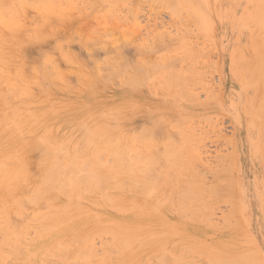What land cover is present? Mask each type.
<instances>
[{
    "label": "rangeland",
    "instance_id": "374dc122",
    "mask_svg": "<svg viewBox=\"0 0 264 264\" xmlns=\"http://www.w3.org/2000/svg\"><path fill=\"white\" fill-rule=\"evenodd\" d=\"M153 1H156V2H153ZM174 1L175 0H173V2ZM186 1L187 0H177L176 1L177 4H176V2L173 3L171 0H168V2L167 0L166 1L165 0H146V1L145 0H121V2L118 0H51L50 1L51 12L49 16L47 17V20L50 22V24H52V26H50L51 27L50 31L49 29L47 30L46 41L45 39H43V41L42 39L36 40L34 44H32L31 47H29L31 48L32 51L28 47L24 48L21 45H16L12 48L11 52H9L8 55L2 56V60L5 63H8L11 60H15L17 58H22V60L25 58L26 60L25 67L27 68V70H25V73L21 77L12 76V78H7V79L0 78V104L3 103V105L1 106L2 107L4 106L3 108L0 106V122L1 124L4 123L2 124V126L0 124V128H1L0 129V135H1L0 136V158L2 159V160L0 159L1 160L0 166L4 165L3 168L8 172L10 170L14 171V168L17 165H21V163L25 164L23 165L24 167L22 168V172L20 173V175L16 174V177L13 176L12 178L5 179V181L4 179L0 178V210H1L0 211V232H1L0 233L1 234L0 236L1 237L0 238V264H6L7 262H9V264H12V262L15 263L16 261H17L16 263L18 264H23V263L25 264H39V263L40 264H47V263L48 264H51V263L58 264L62 260H64V262H62L61 264H64V263L71 264V261H74V260L76 261V263L72 262V264L73 263L77 264L78 259H79L78 262L81 261L78 264H159V259L161 260L165 259V256L169 258V259L166 258L169 262H167L165 259V260H162L160 264H162L163 261H164L163 264H165V262L166 264H180V263L181 264L183 263L184 264H210V263L213 264L214 262H212L213 261L212 259H214V261L218 262L219 264H226V262H228L227 264H234V263L235 264H239V263L248 264V262L249 264H259L258 262L260 261H261L260 264H264V123H263L264 122L263 121L264 120V108H263L264 107V91H263L264 90V78H260L259 80V77L256 76L258 64H259L260 57H261V52H263L264 50V0H192L193 2L191 0H188L189 2H186ZM168 3H170L171 5L172 4H175V5L174 6L172 5L173 8L172 7L170 8L169 6L171 5ZM185 3H187V7L189 6V11L191 10L190 7L192 9H195V8L199 9V13L195 12L194 10L193 11L195 12L196 19H198L199 21H202L201 24L200 22L196 24L195 23L196 20L188 16L193 11L189 13L187 10H185V6H186ZM190 3L192 6L190 5ZM204 5H205V8H204ZM197 6H199L200 8ZM88 7H89V10H88ZM178 7L179 8L181 7V8L179 9ZM169 8L170 10L174 9V11L172 12L168 10ZM175 8L179 9L178 13L176 12L177 9ZM100 11L101 13H98ZM180 11H182V13ZM71 14L73 15L75 14V15L74 16L72 15L73 16L72 17ZM4 16L8 20H13L17 18L19 20L18 23L22 27L29 26L30 28L32 27L36 28L39 23L43 24L42 23L43 21L39 22L41 20L40 12L38 11V7L34 4L26 3L25 5H23V7L16 6V8H14L11 13H5ZM177 16H179L180 19ZM35 17L36 19H38L37 24H36ZM55 17H57L58 20ZM191 17H193L192 14H191ZM52 18L53 19L55 18V20H53ZM202 18L205 22L202 20ZM62 19L66 20L67 23H63L64 25L59 24V20H62ZM71 22L73 25L71 24ZM41 24H39V26ZM112 29L114 31H112ZM196 29L198 30L196 31ZM110 32L112 33V35H110L111 34ZM117 36L118 37L120 36V37L118 38ZM159 38L162 40V44L160 45V47L157 46L158 50H155L157 48L155 49L151 48L153 47L151 45H155V44H151V42L156 43L157 40L160 41ZM260 39L261 41L259 43L258 41ZM89 40H90V43H89ZM123 40L125 41V43L126 42L127 43L125 44L123 42V44L122 43L119 44V42H122ZM130 40L131 42H129ZM140 40L142 42H140ZM159 41H158V44L160 43ZM134 43L135 44L138 43V45L136 46ZM83 44H85V46ZM141 45H143L142 48L144 50L141 48ZM38 46L40 48H38ZM61 46L62 48H64L63 50ZM133 46L136 48H134ZM113 47L116 50L117 49L118 50L116 51ZM121 47L123 48V50L121 49ZM35 48L37 51H35ZM140 48L142 49V51ZM147 48H149L151 51L147 52ZM193 48L194 50H196L195 52L193 51ZM260 49H261V52H260ZM27 50H29L30 52H28V54L24 53ZM138 50H140V52L142 53L140 52L138 53ZM197 50L199 52L198 55H197ZM67 51H68V55H66ZM92 51L98 55L100 54V57L98 56L97 57L98 59L96 57L92 58V55H90L92 54ZM135 51H137V53ZM152 51H154V53ZM130 52H131V56H130ZM193 52L194 54L196 53V55H194V57H191V55L193 56L192 54ZM118 53L125 54L128 59L125 60L122 56L120 57ZM51 56H52V59H51ZM142 56H144V59L148 60L149 62L144 61ZM185 56H187L188 58L186 57L184 59ZM195 56L197 57V59L195 58ZM172 57L174 58L172 59ZM176 57L180 58V59L177 58V61L179 60L178 63L175 62ZM54 58L56 59L54 60ZM170 58L172 59L171 61H170ZM48 59L51 61L53 60V62L50 64H47ZM141 60L144 62H147V64L149 65V67L148 65L145 67L147 68V72H148V73L145 72L146 75L145 73H143L146 70L144 69H143L144 71L140 70L142 69L140 67H142L143 65L144 66L146 65V63L143 64L142 62V63H139L140 65H142L139 67L138 61L141 62ZM190 60L193 61V63H191ZM121 61L122 63L123 62L125 63V61L126 62L128 61L130 65L128 64L129 67H124V71L125 72L127 71V73L123 72L122 74H120L122 71H119V73L117 72L118 73L117 74L116 70L121 69V68L123 69V67H120L121 65H119V64H122ZM172 61H174L175 63H173ZM124 63L122 65L127 64V63L125 64ZM162 63L163 64L166 63L167 65L166 64L165 65L168 67L171 65L174 67L176 65L178 67L182 66L181 69L184 68L186 64L185 66L186 69H184L186 71L183 70L184 73L182 74L181 72L182 70L180 68L177 69V66H176V71L174 72L170 71L171 69H174V67L172 66H171L172 67L171 69L166 67L167 71L166 70L164 71L165 66L162 68V65H163ZM169 63L171 65H168ZM182 64H184V66ZM97 65L99 68L97 67ZM101 66L102 68L104 67L102 70H101ZM94 67L97 68L98 71L97 72L94 71L93 74L90 72L89 74H87L88 73L87 71L88 70L90 71V69L94 70L93 69ZM187 67L188 68L191 67V69L193 71L195 70L196 72L194 71V73H192V70L189 68L191 70L190 72V70H187L188 69ZM138 68H140L139 70L141 72L138 70ZM80 69H82L83 71ZM84 69L86 70V72ZM130 69H132L134 72ZM35 70H37L36 73H34ZM153 70L155 71L161 70V71L155 73V71ZM82 72H85L84 79L86 80L87 78L92 79L90 81V84L85 81L82 82L83 80ZM111 72L113 73L115 72L114 73L115 76L113 73L111 74ZM132 72L135 74V76ZM137 72H140L139 74L142 76L143 79L147 78L145 79L147 80V83L144 80L145 83L142 84L144 87H142L141 83H139L143 79L141 78L140 75H138ZM198 72L200 73V75ZM102 73H103V76H102ZM109 73L111 75H109ZM167 73L169 74L168 76L171 77L172 75V78H174V80H177V81H174L173 79L169 77H166ZM171 73H175V77H173L174 74H171ZM127 74L131 76H128ZM179 74L180 75L182 74L181 76L183 77L185 76V78L188 79L190 83L189 86H191V84L193 85L189 87L188 86L189 83L187 81L188 84L185 82L187 86L185 85L186 87L181 89V93L184 95L188 94L189 98L183 95L182 97H180L181 95L179 93L180 83H178V81H181L183 77H181ZM64 75L65 77H63ZM100 75L102 76V78ZM124 76L125 78H127V84L130 82V80H133L132 81L133 85L135 82V84H138L140 87V88L139 87L136 88L135 86L134 88L132 85H129L130 87H128V89L133 87L134 90L127 89V91L135 92L136 90H138L143 93L142 94L143 96H127L125 99L122 100L120 99L119 95L113 93L117 91H119L120 93L121 88L122 90L127 88L126 82L124 80ZM177 76L181 77L180 80H178V78L176 79ZM251 76L253 79H251ZM62 77H63V80H65L64 82H62L63 81ZM131 77H133V79H131ZM148 77L150 78L148 79ZM188 77L191 78L190 80H192V82L189 80ZM26 78L31 79V84H29L30 81ZM167 78L171 80L168 79L169 83L165 84V80ZM24 79L28 80L29 82L27 81L24 82ZM261 79H263V82ZM13 80L20 83L24 87V91L29 92L28 93L29 95L25 93L14 94L13 93L14 90H11L8 84V82H11ZM183 80L185 79L183 78ZM122 81L124 82V84L122 83ZM160 82L163 87L159 85ZM173 83L175 85L177 84L178 87L177 86L175 87ZM164 84L165 86H168V84L169 85L173 84L174 86L171 85L173 87L172 89H171V86L170 87L168 86V89H167L168 93H166L165 89L167 87H164ZM181 84L184 85V83L182 82ZM119 85H123V87ZM52 87L54 88L53 90H52ZM162 88H165V89H162ZM3 89L6 90L5 93H4L5 90ZM177 89L179 90L175 91ZM59 90H60V93L57 92ZM2 93H4L3 97H1ZM171 95L177 98L171 97ZM30 96H32V98ZM190 96L192 99L190 98ZM211 97L214 98L215 100L214 99L212 100ZM169 98H171L172 100ZM193 100L195 102H193ZM163 101L166 102L167 104L164 103ZM32 106H34L35 108ZM51 110L52 112H50ZM40 111L42 114L40 113L39 115ZM113 112L114 113L117 112L119 114L118 115L117 113L114 114L116 116L115 118H113L114 117ZM147 113L149 114V116H146ZM12 114L15 116H13ZM42 115L45 117H43ZM137 115H141V116L145 115V116L141 117ZM30 117L31 118L33 117V119H30L28 121ZM102 118L104 120H102ZM152 118L156 120H153ZM3 119L4 121H1ZM151 119L152 121H156V122L150 121ZM114 121L116 122L115 124L112 123ZM5 122H7V124H5ZM52 122L54 124H51ZM146 123L148 124V127H151L152 129L157 128L160 130L163 128V131L161 133L159 131L160 135L158 134L159 136L154 137L155 139L157 138L156 139L157 141L156 140L154 141L153 138L152 140L149 139V141L151 140L153 142L152 148L156 146V142L158 143L157 149L160 152L165 151V147H167V143L170 146L172 141L174 143L172 145V148H174L173 146L175 145L176 148L178 146V148L182 149V145L185 144V141L181 137L188 135L189 137L187 136L184 138L187 142H189V146L186 145V148L185 149L183 148V151L184 152L186 150L188 151V149L190 148L189 152H191V154L193 153L194 156L197 157L196 158L197 160L194 159L195 162L193 164L196 163L198 165L195 164V167H193V165L190 166L191 165L190 162L187 163L188 165L183 162L181 164V161L177 159V158H180L181 156V155L179 156L180 154L179 152H181L179 151L180 149L178 150L179 152L177 151V153H179L177 154L178 156L174 153L175 154L174 156L176 157L178 161H175V158L171 159V157H169L171 154L169 155V153H173V150L170 148L171 149L169 150L170 152L168 150H166L164 153L162 152L163 154L159 152L161 155H163L162 157L164 159H162L159 153H158L159 156H157L156 155L157 152H153V154L156 153L154 155L155 158L159 157L158 159H160L161 157L159 161L161 160L165 161L164 163L165 166L163 165L164 167L162 166L161 168V165H159L161 168V171H158L159 167L155 169L154 167L150 166L154 162L153 161H152L153 163L149 162V160L147 159L148 157L146 158V160H148L147 162H149L147 164V169L150 166V168L152 167L151 172H153V175H151V173L147 174L148 172H146L145 171L146 169L144 170L145 167H143L145 165L141 166L140 164H138L139 162H136V164L134 163V160H137V157L135 155H132V152H131L134 149H137L138 150L137 152L140 151L139 152L140 157L141 155L142 156L147 155L146 152H145L146 154L143 153L144 152L143 150L144 148L147 149L146 147L150 146L149 143L151 141L150 142L148 141L149 143H147V141H145V137H143V143H145L146 147H143L144 144L143 145L140 144L139 141L142 139L141 138L142 135L145 136L144 134L149 133V131L147 133H143L144 131L141 132L142 135H140L139 134L140 131H138L140 128H145V130H149L150 128L147 127ZM149 123H151L152 126H150ZM154 124L156 125L154 126ZM82 125L83 127H81ZM114 125L115 127L118 126L116 128L117 131H113L115 130V128L114 129L112 128ZM143 125L144 126L146 125V126L143 127ZM5 127H7V129ZM183 127L186 130H184ZM90 128H92L93 132L89 131ZM109 128H112V130L111 129L109 130ZM7 130L9 131L8 133H6ZM79 130H82V131H79ZM140 130L142 131V129ZM178 130L181 131V132L179 131L180 133L182 132L183 133L180 134ZM56 131L58 134L56 133ZM86 131L89 133L87 134ZM150 131H153V130L150 129ZM156 131L158 130L155 129L154 132ZM129 132H131L130 137H129ZM107 133L111 135L110 139H109L110 135H108ZM89 134H92V136L90 135L91 137L88 136L91 142L89 140H86L87 135ZM105 134H107L108 137L103 136ZM149 134H152V132H150ZM63 135L65 137H61ZM168 135L170 137L172 135V139L170 137H167ZM82 136H84V138ZM93 137H94V142H92ZM100 138L102 139L99 140ZM132 138H134V140H131ZM169 138L171 139L170 143L168 142ZM160 139L162 141H160ZM180 139L182 140L180 141ZM33 140H35L34 142H37V143L41 142L43 144L52 145V149L54 151L53 154H55V159L57 158V161L59 160L60 157L62 158L64 156H67V154H69L73 156V158L78 160L80 163L88 159V157L91 158L93 156L92 151L93 153L96 152V149H99V150L101 149L103 151H106L108 148L109 149L112 148V146H110L112 142L114 145V142L118 141L120 144L118 142L115 143V148H117L118 150L123 148L126 151L128 150L130 151V153L127 152V154L130 155V159L128 158L129 156L126 154V152L125 154L128 157H126L125 155H122V156H125L126 159L128 158L126 160L127 163H129L128 161L131 162V160H133L131 159L133 158L132 156H135L133 162H131L134 168L131 167L132 169H130L132 170L133 176L131 173H129V175L127 176L124 175L126 173L122 174V172L124 171L123 169H126L127 166H131L130 163L129 165L128 164L126 165L125 163L126 167L124 168L121 167L123 169H120L119 166L117 167L116 165L117 167L116 170L112 169L113 171L112 170L108 171L109 165H107L108 163H105V162L109 159L108 157L110 156L112 152L110 153V151H108L107 155L106 153H104L106 155L104 157H103L104 154H101V152L103 151H99L100 154L96 152L98 156H101L99 157L100 161L98 162V164L99 165L102 163L105 164L104 167H101L100 165V171L102 172L101 176L105 175L106 177L107 175L105 174V172H108L107 174H110L107 176L108 179H110L109 176H113L116 179V180L113 179V181L115 180L114 182L110 180V182H113L112 185L110 182L107 183L109 180L108 181L106 180L107 181L106 185H109V187L111 186L114 187L113 185H115V183L121 184L122 181H124L125 184L123 183L120 186L116 184L115 185L116 187H114L115 189L109 188V190L107 189L108 187L106 186L107 187L106 190L105 191L102 190L103 191L102 192L101 189H99L100 188L99 186L101 185L98 186V184L94 183L93 181L88 182L86 184L84 183V185H87V187H89L88 188L89 191H91L92 194L94 195L92 197V195H90L91 193L88 194L89 191H86V189L85 190L83 189L84 192H81L82 194L75 197L76 199H78L76 200L77 204L76 203L74 204L75 201H74L73 195L67 196V200H66L64 199V197L66 196L62 195L63 193L59 194L60 193L59 192L57 193L58 196L56 198L59 200L60 199L63 200V202L64 201L66 202V205H68L66 207V210L64 209L65 207L63 208L61 206L62 201L61 203L59 200L54 201L56 200V198H53L52 202L51 200H49V198L48 199L41 198L40 202L41 201L43 202L42 203L35 202V204H32L33 202H31L32 201L31 199V201L30 202L28 201V203H30L32 206L34 205L33 206L34 211L33 209H32L33 212L31 211V208H32L31 206H30L31 208L29 207L30 209L27 208L29 212L31 213L30 214L29 212H27L28 210L27 211L25 210L26 208H23L26 204H28L27 201L23 200L24 202L22 203V199L23 198L29 199L30 197L32 198L33 196L32 193L35 192L34 195L36 196L40 191L39 190L40 186L38 185V182H37L38 179L37 177H33L32 175L33 174L34 176L40 175L39 173L37 175L35 174V172H39L38 170L41 169L39 168L37 170V168L42 166V163L37 162L39 161V157L37 155H39V153L41 154V151L43 153V150H41L40 148H39L40 150H38L40 152L37 154L38 148L37 149L34 148L36 149L34 150L28 147L30 146L31 143H33L32 142ZM126 140L128 141L126 142ZM135 140L137 141V143H135ZM176 140L177 141L179 140V142L177 143ZM84 141H87V142L89 141L88 143L90 144L92 143V145L89 144L90 145L89 147L91 148L88 149V146H85L87 142H85V144H82L84 143ZM108 142L110 144H107ZM64 144H66V146ZM103 145L104 147H102ZM78 146L80 150L77 149ZM119 146H120V149H119ZM61 147L68 148V152L66 151L64 152L61 151L60 153H57L59 151L55 152V150H60ZM84 147H86L87 149ZM93 147H96V148L92 149ZM152 148H150L149 150L150 152ZM176 148L175 150H177ZM26 149H28L27 151L29 152L30 150H32L31 153L33 154L36 153V157H34V159L36 158L35 160L31 159L33 158L32 156H34L35 154L34 155L31 153H30L31 155L28 154L29 152H27ZM75 149L81 152V155L83 154L84 155L81 156L80 154H78L79 152L77 153L75 151ZM157 149L156 151H158ZM175 150L174 152H176ZM72 151L74 152V154L72 153ZM134 152H136V150ZM61 153H63L64 155ZM56 154H59L62 156H59V155L56 156ZM148 154L149 156L151 155V153H148ZM193 154H192V157H193ZM185 155L182 154V156H185ZM174 156L172 154V158ZM26 157H28L27 161H26ZM29 157L31 158L29 159ZM189 157L191 158V155H189ZM99 158L97 160H99ZM101 158H103V160H101ZM184 158H185L184 162H186L187 157H183L182 159ZM114 159H113V163H111L112 165L116 164V160ZM141 159L142 160L140 162L142 163L143 157ZM110 160L108 161L110 162ZM30 161H31V164H30ZM62 161L63 160H61L60 163ZM159 161L155 162L157 163L156 166H158V164L160 163ZM37 164H39V166H36ZM185 164L187 165V167L184 166ZM154 165L155 164H153V166ZM45 166H46V162L43 163L42 168ZM189 166L194 168V169L193 168L191 169L192 174L190 173L191 170L189 171L190 169ZM197 166H199L200 168L198 167L199 168L198 169ZM220 166L223 168H220ZM116 167L113 166V168H116ZM138 167L140 168V170ZM78 168L79 170H81L82 166L80 168V165H79ZM141 168H143V170ZM153 168L156 170L155 174H154ZM185 168H187L188 170L186 171V174L184 172ZM30 169L33 171V173L32 171H29ZM149 170L150 169H148V171ZM199 170L204 175L203 178H199V176L201 175ZM115 171H117V174L114 173ZM143 171H145L147 175H151V176L146 177L145 172ZM30 172L32 173L31 174L32 177L29 175ZM168 172H171L172 174H174L176 180H173V178L169 179L172 175L170 176ZM181 172L182 173L184 172L185 175H183ZM142 174L144 175L142 176ZM210 174L212 176H210ZM154 175H157V176H154ZM158 175L161 176L162 178L159 177ZM26 176H28L29 178L28 177L26 178ZM115 176H117L118 178H116ZM188 176L191 177L192 180ZM148 177H151L150 179H154V181L149 180V182H151L150 187L147 186L149 185L148 181L146 182V179H149ZM128 178L129 180L130 179L131 180L129 181ZM35 181L37 183H35ZM126 182L128 184H126ZM134 182H136L137 184L141 183L139 184L140 187L138 185L134 187L133 186ZM19 183L21 184L23 183L22 184L23 186H20ZM103 183L104 182H102V185ZM130 183L133 184L132 185L133 187L131 188H130L131 186ZM94 185H97L98 187L96 188L98 189L94 188L95 187ZM117 185L119 188L118 192L116 191ZM128 185H130L129 190L131 189L133 192H128L129 190L124 189L126 187L128 188ZM141 185L146 186L145 188H149V190L145 189L146 190V193H145V191L143 190L144 187L142 188ZM152 185H154V187ZM181 185L182 187L184 186L189 187L192 185L191 191H193V189L196 190L197 188L202 189L200 190V194L202 196L200 194L196 195V191H195L194 198L196 200L193 199L192 198L193 195L191 194L193 192L190 193L189 192L190 187L189 188L186 187L188 191V195L190 194L191 196L190 195L189 196L191 198H189V196L183 197L182 194L186 192V189H184L182 191L183 193H181L180 191ZM193 185L196 188H193ZM215 185L217 186L215 187ZM15 186L17 187L15 188ZM201 186H204V187L206 186L207 188L206 187L204 188ZM213 186L215 189L212 188ZM24 187H25V191H23ZM104 187H101V188L103 189ZM178 187L180 188L179 191L181 193V196H178L180 195V193L177 194ZM208 187H210L212 191ZM17 188L20 190H17ZM121 188H123L125 192L120 191V190H123ZM133 188L135 190H138V192L134 191ZM97 190H99L100 193L102 194H97L99 193V191ZM114 190L116 193L114 192ZM11 191H13V193H17L18 191L19 194L20 192H23V194L22 196L21 194L18 195V193L17 195L15 194L16 200H14L15 196L11 194ZM160 191L163 193L160 194ZM210 191L212 192L211 195H210ZM197 192H198V189H197ZM30 193L32 196L29 195ZM167 193L170 195H168ZM213 193L216 195H214ZM9 194H11L12 196ZM139 194L143 198L139 196ZM144 194H145V197H144ZM165 194L168 196L166 197ZM98 195L99 196L102 195V197L100 198ZM105 195L107 197L116 196L114 197L115 201H114V198L112 199L110 197L106 198ZM117 195H118V199H117ZM18 196H21V198ZM185 196H187V194ZM198 196H200L199 198L201 199H199ZM214 196H216V198ZM169 197H171L172 199ZM177 197H181V198H177ZM132 198L134 200H131ZM106 199L107 201H109L108 199H111L112 201L111 202L109 201L107 204V202L105 201ZM179 199L181 200L179 201ZM19 200L21 202H19ZM116 200H118V202ZM141 200L145 202L147 201V203H143ZM6 201L7 203L10 202V205L6 204ZM34 201H38V200L35 199ZM131 201L132 202L134 201L135 203L137 201V203L135 204L134 202L132 203ZM163 201L167 203H163ZM176 201L179 202V204L181 203L180 205L182 206L189 205V207H184L187 209V211L182 207L181 209L179 207L180 205L177 206L178 203H175ZM53 202H57V204L54 203L53 205ZM65 202L62 205H65ZM43 203H45V205ZM86 203H89V204H86ZM39 204L44 205V206L47 205L45 209L49 211H44L45 212L44 213L42 212L44 208L43 210L41 208H40L41 210H39L38 208ZM109 204H111L112 208ZM137 204L138 205L141 204L139 205V207L142 209H140ZM197 204H200V206ZM73 205H77L76 206L77 208L75 207L76 208L75 210L74 208L72 209V207L68 208L69 206H73ZM130 206L131 207L133 206L134 208L132 209ZM141 206H144V207H141ZM149 206L150 208H148ZM171 206H173V208ZM54 207L57 209L58 207H60L59 212H56L57 210ZM113 207L117 209L114 210ZM137 207L139 209H137ZM154 207H155V210H154ZM197 207L202 212H203L202 209L205 208L206 210L204 209V212L201 213V211ZM62 208L64 209V211ZM97 208H100V209H97ZM35 210H38V211H35ZM151 210H153V212H151ZM196 210H199L200 215L194 213ZM78 211H80V213ZM128 211L129 213L130 212L131 213L128 214ZM235 211H237L238 213ZM62 212L63 213L66 212L65 216ZM154 212L156 214H152ZM54 213H57V214H54ZM209 213L211 217L210 216L207 217ZM62 214L64 217L62 216ZM55 215L56 216L58 215V217H56ZM85 215H88V216L85 218L84 217ZM132 215H134V217ZM186 215L187 217H185ZM10 216H14L15 219L12 221V223L14 222L15 225L18 219L21 220L19 223L17 222V225L19 224L17 226L18 232H16L17 229L15 230V227L13 226L14 224L13 225L10 224L11 223V221L9 220ZM52 217H53V220L50 221L51 220L50 218ZM123 217L125 218V220L123 219ZM128 217L129 219L126 220V218ZM135 217L137 218V220ZM44 218L48 219L50 223L49 221H47L48 223L45 222L46 220ZM57 218H59V223L56 220ZM72 219L74 221H72ZM76 219L77 220L79 219L78 223H76L77 222ZM69 220H71L72 222H70ZM67 221L69 222L67 223ZM237 222H239L240 224ZM59 224L60 226L61 225L62 226L60 227ZM92 224H94V226ZM127 224H133V226H131L127 230L125 228ZM48 226L50 230L48 229ZM51 227H53L52 229H55V230H52ZM135 227H138V228H135ZM94 229H97V230H94ZM134 230L135 231L137 230V232H135ZM60 231L64 232L63 235L61 234L58 235ZM101 232L104 234H100ZM52 233L54 234L53 236L51 235ZM55 233L57 236H55ZM109 234L110 235L112 234L116 237H113V236L110 237ZM153 235H156V236L158 235V236L156 237ZM152 236L154 237V239L151 238ZM174 236H175L174 240L171 239ZM69 237H72V238H69ZM112 237H113V240L111 239ZM13 238L15 240H13ZM43 238L45 239L49 238L48 239L49 241H47V239L43 240ZM117 238L120 239L122 244ZM9 240L11 241L10 243L8 242ZM70 240H73V241H70ZM111 241L113 243H111ZM32 242L33 243L36 242L37 244L35 243L31 245ZM72 242L73 243L75 242L74 246H72L73 245ZM84 242H88V243L84 245L85 244ZM124 242H126V244H123ZM134 242L136 243L133 244ZM56 243L59 245L58 247L59 252H56L57 251ZM128 243L129 245L127 246ZM162 243H164L165 245ZM112 244L116 248H114ZM17 245H19L18 247L20 248H18ZM38 245H40V247H38ZM117 245L120 246L121 248L119 249ZM60 246L62 248H60ZM130 246L132 247L130 248ZM146 246L147 247L149 246V247L147 248ZM34 247L36 249L38 248L40 251L36 250ZM158 247L160 248L163 247V248L160 249ZM22 248H23L22 252H25V253L20 252ZM53 249L55 251H53ZM69 249L72 252L65 251ZM187 249L189 250V252ZM32 250L34 253L31 252ZM249 250L253 252H249ZM2 251H5V253ZM51 251H52V254H51ZM60 251L62 252L65 251V252L63 253L61 252L62 254H60ZM80 251H83L84 253L87 251L86 255L83 256L84 253L83 252L81 253ZM6 252L7 253L10 252V253L7 254ZM11 253L14 256H12ZM55 254H57V257L58 256L59 257L56 258L54 256L55 258H53L52 256ZM76 254L77 255L81 254V257H78ZM165 254H168V256ZM195 254L196 256H194ZM15 255H17V257ZM161 255L162 256L164 255V256L162 257ZM22 256L24 257L22 258ZM63 256L65 257V259ZM158 256H160L161 258L160 257L158 258ZM25 257L26 258L29 257V258L26 260ZM117 257H120L119 260ZM241 257H242V260L243 259H246V260L242 261L240 259ZM1 258H3V260ZM32 258L35 259L33 260V262H31ZM208 258H211V260ZM226 258L229 260L227 261ZM253 258L256 259V262L254 260H251ZM114 261H117V262H114ZM219 261L220 262L223 261V263H220ZM250 262H253V263H250Z\"/></svg>",
    "mask_w": 264,
    "mask_h": 264
},
{
    "label": "bare ground",
    "instance_id": "6f19581e",
    "mask_svg": "<svg viewBox=\"0 0 264 264\" xmlns=\"http://www.w3.org/2000/svg\"><path fill=\"white\" fill-rule=\"evenodd\" d=\"M50 1H51V0H50ZM50 1H48V0H0V78H2V79H7V78H12V76H16V77L20 76V77H21V76H23V74L25 73V70H27V68L25 67V64H26V60H25V58H24L23 60H22V58H17V59H15V60H11V61L8 62V63H5V62L2 60V56H6V55H8L9 52H11V50H12V48H13L14 46H16V45H21V46L24 47V48H27V47L29 48V47H31V45L34 44V42H35L36 40H38V39H42V41H43V39H45V41H46V39H47V30L49 29V31H50V29H51L50 26H52V24H50V22L47 20V17L49 16V14H50V12H51ZM118 1L121 2V0H118ZM145 1H146V0H145ZM165 1H166V0H165ZM171 1L173 2V0H171ZM176 1H177V0H175L174 2H176ZM191 1H192V0H191ZM120 2H118V3H120ZM122 2H123V1H122ZM150 2H151V1H150ZM153 2H156V1H153ZM167 2H168V0H167ZM169 2H170V1H169ZM172 2H171V3H172ZM174 2H173V3H174ZM186 2H189V1L187 0ZM192 2H193V1H192ZM26 3H28V4H34V5H36V6L38 7V11L40 12V18H41V20H40L39 22H42V21H43V22H42L43 24L39 23V24H41V25L43 26V27H42V26L40 25L42 28L39 26V24H38L39 27H38V26H37L36 28L32 27L34 30H33L32 28H30L28 25H27L28 27H22V26L18 23L19 20H18L17 18H16V19H13V20H8V19H6V17L4 16L5 13H11L12 10H13L14 8H16V6L23 7V5H25ZM86 3H87V2H86ZM92 3H93V2H92ZM112 3H113V2H112ZM156 4H157V3H156ZM168 4H170V3H168ZM176 4H177V2H176ZM185 4H186V6H185V10H187L189 13L192 12L193 10H194L195 12H198V13H199V9H198V8H195V7H194V8H195L196 10H195V9H192V8L190 7L191 10L189 11V6L187 7V3H185ZM185 4H184V5H185ZM188 4H189V3H188ZM116 5H117V4H116ZM170 5H171V4H170ZM172 5L174 6L175 4H172ZM172 5L169 6V7L171 8ZM190 5H191V3H190ZM87 6H88V4H87ZM87 6H85V7H87ZM106 6H107V5H106ZM106 6H105V7H106ZM191 6H192V5H191ZM166 7H167V6H166ZM197 7H199V6H197ZM93 8H94V7H93ZM125 8H126V7H125ZM140 8H141V7H140ZM170 8H169L168 10H170ZM172 8H173V7H172ZM178 8H179V7H178ZM178 8H175V9H177V11L175 10L177 13H178V10H179L181 7H180L179 9H178ZM199 8H200V7H199ZM204 8H205V5H204ZM204 8H203V9H204ZM104 9H105V8H104ZM156 9H157V8H156ZM166 9H167V8H166ZM88 10H89V7H88ZM129 10H131V9H129ZM181 10H182V9H181ZM183 10H184V9H183ZM82 11H83V9H82ZM82 11H81V12H82ZM94 11H95V10H94ZM170 11L173 12L174 9H173V10L171 9ZM194 11H193L192 13H190L188 16H189L190 18H194V20H196V21H195L196 24H198L199 22H200V24H201L202 21H199L198 19H196V17H195V12H194ZM116 12H117V10H116ZM130 12H131V11H130ZM172 12H171V13H172ZM180 12L182 13V11H180ZM201 12H202V11H201ZM204 12H205V11H204ZM82 13H83V12H82ZM91 13H92V12H91ZM98 13H101V11L98 12ZM132 13H133V12H132ZM185 13H186V12H185ZM185 13H184V14H185ZM193 13H194V15H193ZM68 14H69V13H68ZM128 14H129V12H128ZM130 14H131V13H130ZM172 14H173V13H172ZM184 14H183V15H184ZM187 14H188V13H187ZM191 14H192L193 17H191ZM196 14H197V13H196ZM72 15H73V14H71V16H72ZM74 15H75V14H74ZM74 15H73V16H74ZM87 15H89V14H87ZM173 15H174V14H173ZM181 15H182V14H181ZM28 16H29V15H28ZM73 16H72V17H73ZM129 16H131V15H129ZM151 16H152V15H151ZM171 16H172V15H171ZM179 16H180V15H179ZM179 16H177V17L180 19ZM82 17H84V16H82ZM123 17H124V16H123ZM49 18H50V17H49ZM55 18L58 20L57 17H55ZM55 18H54V19L52 18V19L55 20ZM76 18H77V17H76ZM76 18H75V19H76ZM85 18H86V17H85ZM92 18H93V17H92ZM92 18H91V19H92ZM131 18H132V17H131ZM131 18H130V19H131ZM35 19H36V17H35ZM169 19H170V18H169ZM37 20H38V19H36V24L38 23ZM50 20H51V19H50ZM63 20H64V19L59 20V24L62 25L63 23H67L66 20H64V21H63ZM87 20H88V19H87ZM125 20H126V19H125ZM132 20H133V19H132ZM202 20H203V18H202ZM34 21H35V20H34ZM178 21H179V20H178ZM203 21H204V20H203ZM27 22H28V21H27ZM72 22H73V21H72ZM72 22H71V24H72ZM204 22H205V21H204ZM90 23H91V22H90ZM189 23H190V22H189ZM195 23H194V24H195ZM53 24H54V23H53ZM88 24H89V22H88ZM178 24H179V23H178ZM202 24H203V23H202ZM63 25H64V24H63ZM72 25H73V24H72ZM190 25H191V24H190ZM154 26H155V25H154ZM161 26H162V25H161ZM84 27H85V26H84ZM130 27H131V26H130ZM151 27H152V26H151ZM201 27H202V25H201ZM110 28H111V27H110ZM160 28H161V27H160ZM196 28H197V27H196ZM107 29H108V28H107ZM175 29H176V28H175ZM182 29H183V28H182ZM185 29H187V28H185ZM109 30H110V29H109ZM197 30H198V29H196V31H197ZM105 31H106V30H105ZM110 31H111V30H110ZM112 31H114V30L112 29ZM187 32H188V31H187ZM44 33H46V34H44ZM110 33H111V32H110ZM128 33H129V32H128ZM167 33H168V31H167ZM105 34H106V32H105ZM158 34H159V33H158ZM175 34H176V33H175ZM195 34H196V33H195ZM103 35H104V34H103ZM110 35H112V33H111ZM116 35H117V34H116ZM128 35H129V34H128ZM154 35H155V34H154ZM200 35H201V33H200ZM84 36H85V35H84ZM159 36H160V35H159ZM117 37H118V36H117ZM119 37H120V36H119ZM119 37H118V38H119ZM127 37H128V36H127ZM145 37H146V36H145ZM162 37H163V36H162ZM205 37H206V35H205ZM118 38H117V39H118ZM128 38H129V37H128ZM154 38H155V37H154ZM160 38H161V37H160ZM160 38H159V39H160ZM171 38H172V37H171ZM82 39H83V38H82ZM162 39H163V38H162ZM168 39H169V38H168ZM115 40H116V39H115ZM119 40H120V39H119ZM124 40H126V39H124ZM124 40H123L122 42H119V41H118L119 44H121V43L123 44V42L125 43ZM147 40H148V39H147ZM208 40H209V39H208ZM51 41H52V40H51ZM51 41H50V42H51ZM81 41H82V40H81ZM158 41H159V40H157V42H156L157 44H156L155 42H154V43L151 42V44H155L156 46H155V45H151V46H153V47H151V46H150V47L153 48V49L157 48V49H155V50H158V47H157V46L160 47V45L162 44V40L160 39V41H159L160 43H159V44H158ZM170 41H171V39H170ZM260 41H261V39H260L258 42L260 43ZM104 42H105V41H104ZM108 42H109V41H108ZM129 42H131V40H130ZM132 42H133V41H132ZM140 42H142V41L140 40ZM165 42H166V40H165ZM167 42H169V41H167ZM174 42H175V41H174ZM174 42H173V43H174ZM89 43H90V40H89ZM89 43H88V44H89ZM94 43H96V42H94ZM100 43H101V42H100ZM126 43H127V42H126ZM126 43H125V44H126ZM135 43H136V42H135ZM135 43H134V44H135ZM163 43H164V41H163ZM42 44H43V43H42ZM88 44H87V45H88ZM180 44H181V43H180ZM207 44H208V43H207ZM83 45L85 46V44H83ZM90 45H91V44H90ZM90 45H89V46H90ZM110 45H111V44H110ZM135 45L137 46L138 43L135 44ZM201 45H202V44H201ZM35 46H36V45H35ZM53 46H54V45H53ZM89 46H88V48H89ZM92 46H93V45H92ZM96 46H98V45H96ZM125 46H126V45H125ZM142 46H143V45H141V48H142ZM148 46H149V45H148ZM148 46H147V47H148ZM154 46H155V47H154ZM210 46H211V45H210ZM32 47H34V46H32ZM94 47H95V46H94ZM114 47H115V46H114ZM114 47H113V48H114ZM117 47H119V46H117ZM126 47H127V46H126ZM133 47H134V46H133ZM150 47H149V48H150ZM192 47H193V46H192ZM192 47H191V49H192ZM36 48H37V47H36ZM36 48H35V51H37ZM38 48H40V47L38 46ZM61 48H62V46H61ZM99 48H100V47H99ZM109 48H110V47H109ZM109 48H107V49H109ZM124 48H125V47H124ZM134 48H136V47H134ZM134 48H133V49H134ZM141 48H140V49H141ZM149 48H147V52L151 51V50H150L151 48H150V49H149ZM194 48H195V47H194ZM194 48H193V51L195 52L196 50H194ZM29 49L31 50V48H29ZM32 49H34V48H32ZM63 49H64V48H62V50H63ZM114 49H115V48H114ZM114 49H113V50H114ZM121 49L123 50L122 47H121ZM137 49H138V48H137ZM142 49H143V48H142ZM142 49H141V51H142ZM159 49H160V48H159ZM188 49H189V47H188ZM195 49H196V48H195ZM38 50H39V49H38ZM113 50H112V51H113ZM115 50H116V49H115ZM115 50H114V51H115ZM117 50H118V49H117ZM117 50H116V51H117ZM125 50H126V49H125ZM127 50H128V49H127ZM143 50H144V49H143ZM186 50H187V49H186ZM31 51H32V50H31ZM93 51H94V50H93ZM93 51H92V54H90V55H92V58H93V57H96V58H97L98 56L100 57V54L98 55V54L94 53L95 51H94V52H93ZM112 51H111V52H112ZM114 51H113V52H114ZM131 51H132V50H131ZM23 52H24V51H23ZM28 52H30V51L27 50V51L24 52V53L28 54ZM33 52H34V51H33ZM39 52H40V51H39ZM125 52H127V51H125ZM135 52L137 53V51H135ZM139 52H140V50H138V53H139ZM145 52H146V50H145ZM152 52L154 53V51H152ZM156 52H157V51H156ZM156 52H155V53H156ZM158 52H159V51H158ZM184 52H185V51H184ZM194 52L192 53L193 56L191 55V57H194V55H196V53L194 54ZM260 52H261V49H260ZM105 53H107V52H105ZM136 53H135V54H136ZM140 53H142V52H140ZM37 54H38V53H37ZM48 54H49V53H48ZM112 54H113V53H112ZM118 54H119V53H118ZM132 54H133V52H132ZM143 54H144V53H143ZM188 54H189V53H188ZM198 54H199V52H198V50H197V55H198ZM200 54H201V53H200ZM66 55H68V51H67V54H66ZM106 55H107V54H106ZM28 56H29V55H28ZM119 56H120V57L122 56L125 60L128 59L127 56H126L125 54H119ZM130 56H131V52H130ZM154 56H155V55H154ZM67 57H68V56H67ZM132 57H133V55H132ZM142 57H143V59H144V56H142ZM170 57H171V56H170ZM186 57H187V56H185L184 59H185ZM68 58H69V57H68ZM70 58H71V57H70ZM173 58H174V57H172V59H173ZM177 58H179V57H176V60H175V59H174V60H175V62L178 63L179 60L177 61ZM182 58H183V57H182ZM187 58H188V57H187ZM195 58L197 59L196 56H195ZM199 58H200V57H199ZM51 59H52V56H51ZM55 59H56V58H54V60H55ZM71 59H72V58H71ZM97 59H98V58H97ZM124 59H123V60H124ZM172 59L170 58V61H171ZM179 59H180V58H179ZM93 60H94V59H93ZM118 60H119V59H118ZM123 60H122V61H123ZM135 60H136V59H135ZM168 60H169V59H168ZM191 60H192V59H191ZM191 60H190V61H191ZM31 61H32V60H31ZM43 61H44V60H43ZM47 61H48L47 64H50V63L53 62V60L51 61V60H49V59H48ZM122 61H121V63H122ZM133 61H134V60H133ZM144 61H148V60L144 59ZM144 61H142V60H141V62L138 61V64H139V63H142V62H143V64L146 63L145 66H144V65L142 66V65L139 64V67L142 66V67H140V68H142V69L138 68V70H139V69H140V70H143V69H144V70H146V71L143 70V71H144L143 73H145V72L148 73V72H147V68H145L148 64H147V62H144ZM163 61H164V60H163ZM170 61H169V62H170ZM29 62H30V61H29ZM93 62H94V61H93ZM93 62H92V63H93ZM114 62H116V61H114ZM130 62H131V61H130ZM148 62H149V61H148ZM164 62H165V61H164ZM172 62L175 63L174 61H172ZM241 62H242V61H241ZM111 63H112V61H111ZM123 63H124V62H123ZM123 63H122V64H123ZM125 63H127L126 65L129 64L128 61H127V62L125 61ZM125 63H124V64H125ZM191 63H193V61H191ZM59 64H60V63H59ZM118 64H119V63H118ZM122 64H119V65H121L120 67H123V69L121 68V69L116 70V73H117V72L119 73V71H122L120 74H122L123 72H124V73H127V71H126V72L124 71V67H129L130 64H129L128 66H126V65H122ZM138 64H137V65H138ZM153 64H154V63H153ZM158 64H159V63H158ZM162 64H163V63H162ZM162 64H160V65H162ZM165 64H166V63H165ZM165 64L162 65V68L165 66L164 71H165L167 68H170V69H171L172 67H174V66H172L170 63H169L168 65H171L172 67H171V66L168 67V66H166L167 64H166V65H165ZM201 64H202V63H201ZM251 64H252V63H251ZM93 65H94V64H93ZM155 65H156V63H155ZM182 65L184 66V64H182ZM102 66H103V65H102ZM102 66H101V70L104 68V67L102 68ZM152 66H153V65H152ZM157 66H158V65H157ZM176 66H177V65H176ZM176 66L174 67V69H171L170 71H171V72H172V71H173V72L176 71ZM185 66H186V64H185ZM185 66H184V68H182V69H181L182 66H180V67L177 66V69L180 68V69L182 70L181 72H182V74H183L184 71H186V70H184V69H186ZM188 66H189V65H188ZM80 67H81V66H80ZM97 67H98V65H97ZM148 67H149V65H148ZM166 67H167V68H166ZM194 67H195V66H194ZM25 68H26V69H25ZM78 68H79V67H78ZM98 68H99V67H98ZM150 68H151V67H150ZM158 68H160V67H158ZM187 68H188V67H187ZM189 68L191 69V67H189ZM189 68H188L187 70H190ZM93 69H94V70H91V69H90V71L88 70V71H87V72H88L87 74H89V72L93 74L94 71H96V72L98 71V69L95 68V67H94ZM148 69H149V68H148ZM80 70H82V69H80ZM84 70H85V69H84ZM130 70H132V69H130ZM138 70H137V71H138ZM140 70H139V71H140ZM161 70H162V69H161ZM161 70H159V71H161ZM183 70H184V71H183ZM191 70H192V69H191ZM191 70H190V72H191ZM67 71H69V70H67ZM82 71H83V70H82ZM105 71H106V70H105ZM132 71H133V70H132ZM153 71H155V70H153ZM159 71L156 70L155 73H157V72H159ZM166 71H167V70H166ZM194 71H195V70H194ZM194 71L192 70V73H194ZM36 72H37V70H35L34 73H36ZM70 72H71V71H70ZM85 72H86V70H85ZM85 72H82V78H83L82 82L85 81V82H87V83L90 84V81H91L92 79H88V78H87V80L84 79V73H85ZM133 72H134V71H133ZM133 72H132V73H133ZM140 72H141V71H140ZM140 72H137L138 75H140V74H139ZM149 72H150V71H149ZM177 72H178V71H177ZM195 72H196V71H195ZM80 73H81V71H80ZM112 73H113V72H111V74H112ZM114 73H115V72H114ZM114 73H113V74H114ZM118 73H117V74H118ZM128 73H129V72H128ZM146 73H145V75H146ZM152 73H153V72H152ZM169 73H170V72H169ZM192 73H190V74H192ZM198 73H199V72H198ZM198 73H196V74H198ZM111 74L109 73V75H111ZM133 74H134V73H133ZM141 74H142V73H141ZM158 74H159V73H158ZM171 74H174L173 77H175V73H171ZM182 74H181V75H182ZM204 74H205V73H204ZM80 75H81V74H80ZM94 75H95V74H94ZM94 75H93V76H94ZM107 75H108V74H107ZM109 75H108V76H109ZM125 75H126V74H125ZM127 75H128V76H131V75H129V74H127ZM142 75H143V74H142ZM152 75H153V74H152ZM168 75H169V74L167 73V76H166V77H169V78H171V79L174 80V78H172V75H171V77L168 76ZM179 75H180V74H179ZM181 75H180V76H181ZM194 75H195V74H194ZM199 75H200V73H199ZM37 76H38V75H37ZM96 76H97V75H96ZM100 76H101V75H100ZM102 76H103V73H102ZM102 76H101V78H102ZM112 76H113V75H112ZM114 76H115V74H114ZM116 76H117V75H116ZM121 76H122V75H121ZM128 76H127V77H128ZM134 76H135V74H134ZM140 76H141V75H140ZM149 76H150V74H149ZM256 76L259 77V80H260V78H264V50H263V52H261V57H260V61H259V64H258V69H257V72H256ZM63 77H65V75H64ZM63 77H62V80H63ZM79 77H80V76H79ZM89 77H90V75H89ZM97 77H98V76H97ZM106 77H107V76H106ZM181 77H183V76H181ZM181 77H178V76H177L176 79L178 78V80H180ZM191 77H192V76H191ZM201 77H202V76H201ZM58 78H59V77H58ZM95 78H96V77H95ZM118 78H119V76H118ZM134 78H135V77H134ZM141 78H142V76H141ZM149 78H150V77H148V79H149ZM169 78H167V79L165 80V84L169 83V81H168ZM183 78H184L186 81L183 80ZM183 78L181 79V81H178V83H180V88H179L180 90L177 89V90H175V91H178V90L180 91V92H179V93L181 94L180 97H182V95H183V96H187V98H189V97H188V96H189L188 94L184 95V94L181 93V89H183L184 87L187 86V85L185 84V82L187 83V81H188V79H186L185 76H184ZM188 78H189V77H188ZM26 79H28V78H26ZM26 79H24V82H25V81H27V82L30 81L29 84H31V79H28L29 81L26 80ZM103 79H105V78H103ZM131 79H133V77H131ZM135 79H136V78H135ZM142 79H143V78H142ZM142 79H141V80H142ZM145 79H147V78H144L141 82H139V83H141V86H142V87H144L142 84L145 83V82H144ZM171 79H169V80H171ZM190 79H191V78H189V80H190ZM251 79H253L252 76H251ZM107 80H108V79H107ZM114 80H115V79H114ZM124 80H125L126 85H127V88L124 87L126 90H125V89L122 90V88H121V89H120V93H119V91H117L118 93L112 91L113 93L119 95L120 99L123 100V99H125L127 96H143V95H142L143 93H142L141 91L136 90V89H135V90H136L135 92H134V91H132V92H131V91H127L128 87H130L129 85H132L134 88H135V86H136V88L139 87V85H138V84H135V82H134V85H133V82H132L133 80H130L129 83H131V84H129V83L127 84V78H125V76H124ZM261 80H262V82H263V79H261ZM64 81H65V80H63L62 82H64ZM110 81H111V79H110ZM145 81H146V83H147V80H145ZM167 81H168V82H167ZM174 81H177V80H174ZM190 81L192 82V80H190ZM117 82H118V81H117ZM181 82L184 83V85L181 84ZM35 83H36V82H35ZM122 83L124 84L123 81H122ZM176 83H177V82H176ZM188 83H189V81H188ZM188 83H187V84H188ZM8 84H9V87L11 88V90H14V91H13L14 94H18V93L23 94V93H25V94L29 95V94H28L29 92H28V91H24V87H23L20 83L16 82L15 80H13V81H11V82H8ZM115 84H116V83H115ZM165 84H164V87H167V88H166V89H165V88H162V89H165V90H166V93H168V92H167L168 86L170 87L171 85H172V86L175 85V84L173 83L174 85H173V84H170V85L168 84V86H165ZM157 85H158V84H157ZM159 85H161V82H160ZM178 85H179V84H178ZM185 85H186V86H185ZM189 85H190V83L188 84V86H189ZM30 86H31V85H30ZM30 86H29V87H30ZM119 86H122V87H123V85H119ZM132 86H131V87H132ZM161 86H162V85H161ZM172 86H171V89L173 88ZM176 86H177V84L175 85V87H176ZM191 86H193V85L191 84ZM191 86H189V87H191ZM133 87H132V88H129V89H133V90H134ZM162 87H163V86H162ZM177 87H178V86H177ZM203 87H204V86H203ZM82 88H84V87H82ZM102 88H103V86H102ZM139 88H140V87H139ZM5 89H6V88H5ZM5 89H3V90H5ZM53 89H54V88L52 87V90H53ZM129 89H128V90H129ZM1 90H2V89H1ZM160 91H161V90H160ZM263 91H264V90H263ZM5 92H6V90L4 91V93H5ZM55 92H56V91H55ZM57 92L60 93V90L57 91ZM79 92H80V91H79ZM99 92H100V91H99ZM107 92H109V91H107ZM4 93H2L1 97L4 96ZM7 93H8V92H7ZM7 93H6V94H7ZM13 93H12V94H13ZM39 93H40V92H39ZM53 93H54V92H53ZM53 93H52V94H53ZM176 93H177V92H176ZM179 93H178V94H179ZM207 93H208V92H207ZM6 94H5V95H6ZM77 94H79V93H77ZM174 94H175V93H174ZM189 94H191V93H189ZM7 95H8V94H7ZM31 95H32V94H31ZM61 95H62V93H61ZM67 95H69V94H67ZM99 95H101V94H99ZM169 95H170V94H169ZM77 96H78V95H77ZM163 96H164V95H163ZM176 96H177V94H176ZM178 96H179V95H178ZM30 97L32 98V96H30ZM75 97H76V96H75ZM80 97H81V95H80ZM113 97H114V96H113ZM171 97H175V96H172V95H171ZM180 97H179V98H180ZM206 97H207V96H206ZM212 97H213V96H212ZM212 97H211V98H212ZM53 98H54V97H53ZM60 98H61V97H60ZM78 98H79V97H78ZM144 98H145V97H144ZM175 98H177V97H175ZM183 98H184V97H183ZM190 98H191V96H190ZM51 99H52V98H51ZM169 99H171V98H169ZM191 99H192V98H191ZM213 99H214V98H212V100H213ZM42 100H44V99H42ZM45 100H46V99H45ZM78 100H80V99H78ZM171 100H172V99H171ZM179 100H180V99H179ZM189 100H190V99H189ZM189 100H188V101H189ZM206 100H207V99H206ZM214 100H215V99H214ZM143 101H144V100H143ZM185 101H187V100H185ZM191 101H192V100H191ZM29 102H30V101H29ZM99 102H100V101H99ZM163 102H164V101H163ZM193 102H195V101L193 100ZM164 103H166V102H164ZM97 104H99V103H97ZM141 104H142V103H141ZM166 104H167V103H166ZM1 105H3V103L0 104V106H1ZM159 105H160V104H159ZM34 106H35V105H34ZM34 106H32V107H34ZM40 106H41V105H40ZM136 106H137V105H136ZM204 106H205V105H204ZM1 107H2V106H1ZM3 107H4V106H3ZM3 107H2V108H3ZM34 108H35V107H34ZM263 108H264V107H263ZM40 109H41V108H40ZM40 109H39V110H40ZM64 109H65V108H64ZM64 109H63V110H64ZM67 109H68V108H67ZM197 109H198V108H197ZM47 110H48V109H47ZM47 110H46V111H47ZM108 110H109V109H108ZM140 110H142V109H140ZM61 111H62V110H61ZM75 111H76V110H75ZM22 112H23V111H22ZM50 112H52V110H51ZM109 112H110V111H109ZM145 112H147V111H145ZM26 113H27V112H26ZM40 113H41V111L39 112V115H40ZM72 113H73V112H72ZM116 113H117V112H116ZM116 113L113 112V116H114L113 118H115L116 115H114V114H116ZM17 114H18V113H17ZM41 114H42V113H41ZM47 114H49V113H47ZM102 114H103V113H102ZM110 114H112V113H110ZM118 114H119V113H117V115H118ZM126 114H127V113H126ZM131 114H132V113H131ZM131 114H130V115H131ZM8 115H9V114H8ZM12 115H13V114H12ZM24 115H25V114H24ZM24 115H23V116H24ZM100 115H101V114H100ZM106 115H107V114H106ZM127 115H128V114H127ZM13 116H15V115H13ZM25 116H26V115H25ZM42 116H43V115H42ZM98 116H99V115H98ZM103 116H104V115H103ZM137 116H141V115H137ZM144 116H145V115H144ZM144 116H141V117H144ZM146 116H149V114L147 113ZM10 117H11V115H10ZM33 117H34V116H33ZM33 117H32V118L30 117L29 119L27 118L28 121H29L30 119H33ZM43 117H45V116H43ZM108 117H109V116H108ZM122 117H123V116H122ZM134 117H135V116H134ZM3 118H4V117H3ZM153 118H154V117H153ZM153 118H152V119H153ZM16 119H17V118H16ZM41 119H42V118H41ZM67 119H69V118H67ZM98 119H99V118H98ZM100 119H101V118H100ZM111 119H112V117H111ZM134 119H135V118H134ZM152 119H151L150 121H152ZM89 120H90V119H89ZM102 120H104V119L102 118ZM132 120H133V119H132ZM153 120H156V119H153ZM1 121H4V119L1 120ZM31 121H32V120H31ZM176 121H177V120H176ZM263 121H264V120H263ZM100 122H101V121H100ZM152 122H156V121H152ZM152 122H151V123H152ZM28 123H29V122H28ZM102 123H103V122H102ZM112 123L115 124L116 122L114 121V122H112ZM123 123H124V122H123ZM147 123H148V122H147ZM147 123H146V124H147ZM151 123H149L150 126H152ZM263 123H264V122H263ZM0 124H1V122H0ZM2 124H4V123H2ZM2 124H1V126H2ZM5 124H7V122H5ZM51 124H54V123L52 122ZM152 124H153V123H152ZM177 124H178V123H177ZM179 124H180V123H179ZM10 125H11V124H10ZM35 125H36V124H35ZM35 125H33V126H35ZM41 125H42V124H41ZM41 125H40V126H41ZM155 125H156V124H154V126H155ZM159 125H160V124H159ZM188 125H189V124H188ZM4 126H5V125H4ZM11 126H12V125H11ZM48 126H49V125H48ZM70 126H71V125H70ZM104 126H105V125H104ZM104 126H103V127H104ZM106 126H107V124H106ZM145 126H146V125H145ZM145 126L143 125V127H145ZM180 126H181V125H180ZM185 126H187V125H185ZM66 127H67V126H66ZM81 127H83V125H82ZM81 127H80V128H81ZM111 127H112V126H111ZM117 127H118V126L115 127V125H114L112 128H113V129L115 128V130H113V131H117V129H116ZM141 127H142V125H141ZM147 127H148V124H147ZM157 127H158V126H157ZM159 127H160V126H159ZM176 127H177V126H176ZM5 128L7 129V127H5ZM13 128H14V127H13ZM38 128H39V127H38ZM46 128H47V127H46ZM112 128H109V130H110V129L112 130ZM148 128H150V129L153 130V131H150V129H149V130H145V128H140V129H142V131H141L140 129L138 130V131H140V133H139L140 135H142L141 132H143V131H144L143 133H147V132L149 131V133L152 132V134H154V135H152V134L147 133V134H144L145 136L142 135V137H141L142 139L139 141V143L142 144V145L144 144L143 147H146L145 143H143V137H145V141H147V143H149V142L152 140V138H153V140L155 141L157 138L155 139L154 137L159 136L160 133L163 131V128H162V127H161L162 129H160V130L157 129V128H155L156 130H158V131H156V132H158V133L154 132V130H155L154 128H153V129H152L151 127H148ZM178 128H179V126H178ZM180 128H181V127H180ZM183 128H184V127H183ZM183 128H182V129H183ZM0 129H1V128H0ZM78 129H79V128H78ZM83 129H84V128H83ZM176 129H177V128H176ZM30 130H31V129H30ZM40 130H41V129H40ZM40 130H39V131H40ZM107 130H108V129H107ZM107 130H106V131H107ZM184 130H186V129L184 128ZM79 131H82V130H79ZM79 131H78V132H79ZM89 131H90V132H93V131H92V128H90ZM113 131H112V132H113ZM159 131H160V133H159ZM179 131H180V130H178V132H179ZM8 132H9V131L7 130L6 133H8ZM132 132H134V131H132ZM153 132H154V133H153ZM178 132H176V133H178ZM180 132H181V131H180ZM180 132H179V133H180ZM192 132H193V131H192ZM18 133H19V132H18ZM18 133H17V134H18ZM46 133H47V132H46ZM56 133H57V131H56ZM82 133H84V132H82ZM86 133L88 134L89 132L86 131ZM86 133H85V134H86ZM118 133H119V132H118ZM182 133H183V132H182ZM182 133H180V134H182ZM50 134H51V133H50ZM57 134H58V133H57ZM107 134H108V133H107ZM107 134H105V135H103V136H107ZM111 134H112V133H111ZM130 134H131V132H129V137H130ZM132 134H133V133H132ZM148 134H149V135H148ZM155 134H157V135H155ZM158 134H159V135H158ZM4 135H5V134H4ZM15 135H16V134H15ZM90 135L92 136V134L87 135L86 140H89V141H90V139H89V137H91ZM108 135H110V134H108ZM146 135H147L148 137H147ZM150 135H151V136H150ZM172 135H173V134H172ZM172 135H171V137H170L169 135H168L167 137H170V138L172 139ZM176 135H178V134H176ZM0 136H1V135H0ZM13 136H14V135H13ZM30 136H32V135H30ZM88 136H89V137H88ZM133 136H134V135H133ZM138 136H139V135H138ZM173 136H174V135H173ZM182 136H183V135H182ZM187 136H188V135H187ZM187 136H183V137H181V138L184 139V141H185V144L182 145V149H181V148H178V146H177V148H176L175 145L173 146L174 148H172V145L174 144L173 141H172V143H171L170 146H169V144L167 143V147H165V151H166V150L169 151V150L172 149V150H173V153H169L170 151L167 152V153H169V155L171 154V155L169 156V157H171V159H174V158H175V161L180 160V161H181V164H182V162H183V163H186V164H187L188 162H190V164H191L190 166L193 165V167H195V164H196V163H195V164H193V163L195 162V160H197V159H196L197 157L194 156L193 153H192V154H193V157H192L191 152H189V151H190V148H189V147H187V148H189L188 151H187V150L185 151V152H187V153H185V152L183 151V148L185 149V148H186V145L189 146V142H187V141L185 140V138H184V137H187ZM8 137H9V136H8ZM27 137H28V136H27ZM61 137H65V136L63 135V136H61ZM61 137H60V138H61ZM82 137L84 138V136H82ZM101 137H102V136H101ZM107 137H108V136H107ZM110 137H111V135L109 136V139H110ZM127 137H128V136H127ZM131 137H132V136H131ZM146 137H147L148 139H147ZM188 137H189V136H188ZM102 138H103V137H102ZM102 138H100L99 140H101ZM137 138H138V137H137ZM170 138H169V141L167 140L169 143H170V140H171ZM175 138H176V136H175ZM9 139H10V138H9ZM9 139H8V140H9ZM36 139H37V138H36ZM36 139H35V140H36ZM139 139H140V137H139ZM149 139H151V140L149 141ZM182 139H180V141H181ZM189 139H191V138H189ZM35 140H33V141H32L33 143H31L30 146H28V147H29L30 149H34V148L37 149V148H38L37 151L40 150V149L43 150V153H42V151H41L42 156H41V154L39 153L40 151L37 152V154L39 153V155H37V156L39 157V161H37V160H36V161H37L38 163H42V166H43V163L46 162V166L43 167V168H42V166L37 168V170H38L39 168H41V169L38 170L39 172H35V174L37 175V174L39 173L40 175H37V176H34V174L32 175L33 177H37V179H38L37 182H38V185L40 186V189H39L40 191H39V193H38L36 196L34 195L35 192L32 193V195H33V196L35 197V199H37L38 201H34L35 199H34V197H33V196L31 195V193H30L29 195L32 196V198L30 197V198H29L30 200H29V199H25V198H23V199H22V203L24 202L23 200L27 201V203H28V201L30 202L31 199H32L31 202H33L32 204H35V202H36V203H42L43 201L40 202L41 198H42V199H45V198L48 199V198H49V200H51V202H52L53 198H56V197L58 196L57 193L60 192L59 194L63 193L62 195L66 196V197H64V199H66V200H67V196H71V195H73V196H74V201H75L74 204H75V203L77 204V201H76V200H78V199H76L75 197H76V196H79L80 194H82L81 192H84L85 189H86V191H89V189H88L89 187H87V185H84V183L86 184V183H88V182L93 181L94 183L98 184V186L101 185V186H99V187H100L99 189H101V191H102V190L105 191L107 187H108V188H107L108 190H109V188H110V189H113L114 187H116V186H115L116 184H118L119 186H120L121 184H123V183L125 184L124 181H122V182L120 181L121 184H120V183H115V185H113L114 187H112L111 185H112V183H113L116 179H115L113 176H109L110 179H108L107 176L110 175V174H107L108 172H105V174L107 175L106 177H105V175H104V176H103V175L101 176V173H102V172L100 171V165H101V167H104V165H105L104 163H102V164H100V165L98 164V162L100 161V158H99V157H101V156H98V154H100L99 151H103V150H101V149H100V150H99V149H96V152H97L98 154H96V152L93 153V151H92L93 156H92V154H91V156H92L91 158L88 157V159L84 160V161L81 162V163H80L78 160H76L75 158H73V156H71V155H69V154H67V156H64V157H62V158L60 157L61 159L59 158V156H62V155L56 154V156L59 155L58 158H59L60 161L63 160V161L60 163L59 160L57 161V158L55 159V154H53L54 151H53V149H52V145L43 144V143H41V142H40V143H37V142H34ZM92 140H93L92 142H94V137L92 138ZM99 140H97V141H99ZM103 140H104V139H103ZM112 140H113V139H112ZM131 140H134V138H132ZM136 140H137V139H136ZM136 140H135V143H137ZM89 141H88V142H89ZM127 141H128V140H126V142H127ZM148 141H149V142H148ZM156 141H157V140H156ZM160 141H162V140L160 139ZM176 141H177V140H176ZM188 141H189V140H188ZM53 142H54V141H53ZM72 142H73V140H72ZM85 142H87V141H84V143H82V144H85ZM88 142H87V144H86L85 146H88V149H89V148H91V147H89V146L92 145V143L90 144V143H88ZM90 142H91V141H90ZM95 142H96V140H95ZM109 142H110V141H109ZM109 142H108L107 144H110V143H111V142H110V143H109ZM117 142H118V141H117ZM117 142L115 141V142H114V145H113V142H112L111 145H110V146H112V148H110V149L108 148L106 151L101 152V154L106 153V155H107V152H108V151H110V153L112 152V153L110 154V156L108 155V156H109V157H108V158H109L108 160H110V158H111L110 162H109L108 160L105 162V163H108L107 165H109V167H108L109 170H108V171H110V170H112V169H113V170H116L118 166H119L120 169H123L124 167H126L127 164L129 165V163H130L131 166H127L128 169H127V168H126V169H123L124 171H123V172L121 171V172H122V174L126 173V174H124V175H126V176L129 175V173L132 174V170H130V169H132L131 167H133V164H131V162H133L135 156L137 157V160H138V159H139V160H138V161H137V160H134V163L136 164V162H139L138 164H140L141 166L145 165V166H143V167H145L144 170L146 169L145 171L148 172L147 174L151 173V175H153V172H151V171H152V167H154L155 169H157V167L160 168L159 165H161V168H162L163 165L165 166V164H164L165 161H164V160H163V161H162V160L159 161V160L161 159V157L163 156V155H161V154H163L165 151H162V152H163V153H162V152H160V151L157 149V144H158L157 142H156V146L153 147L154 149L152 148V145H153V142H152V141L150 142L151 144L149 143V145H150L151 147L148 146V147H146L147 149L144 148V150H143L144 152H143V151H142V152H143V153H145V152L147 153L146 156L143 154V155L145 156V158H144V156H142V155H141V157L139 156V152H140V151L137 152V151H138L137 149H134L133 151H131V152H132V155H135V156H132L133 158H131V159H133V160H131V162L128 161L129 163H127L126 160H127L128 158L130 159V155L127 154V152L130 153V151H129V150L126 151V150L123 149V148H121V149H122V150H121V149H120V146H119V149H120V150H118L117 148H115V143H117ZM178 142H179V140L177 141V143H178ZM195 142H197V141H195ZM7 143H8V142H7ZM54 143H55V142H54ZM102 143H103V142H102ZM102 143H101V144H102ZM105 143H106V142H105ZM118 143H119V142H118ZM124 143H125V141H124ZM128 143H129V142H128ZM139 143H138V144H139ZM181 143H182V142H181ZM187 143H188V144H187ZM32 144H33V145H32ZM89 144H90V145H89ZM119 144H120V143H119ZM119 144H118V145H119ZM129 144H130V143H129ZM140 144H139V145H140ZM24 145H25V144H24ZM28 145H29V144H28ZM64 145L66 146V144H64ZM105 145H106V144H105ZM67 146H68V145H67ZM69 146H70V144H69ZM110 146H108V147H110ZM113 146H114V147H113ZM116 146H117V145H116ZM158 146H159V145H158ZM102 147H104V145H103ZM143 147H142V148H143ZM168 147H169V148H168ZM192 147H193V146H192ZM192 147H191V149H192ZM26 148H27V147H26ZM39 148H40V149H39ZM61 148H62V149H61ZM61 148H60V150H55V152H56V151H59V152H57V153H60L61 151H62V152H64V151L68 152V148H65V147H64V148L61 147ZM72 148H73V147H72ZM80 148H81V147H80ZM84 148H86V147H84ZM95 148H96V147H93L92 149H95ZM134 148H135V147H134ZM150 148H152L151 152L149 151ZM155 148H156L158 151H156ZM170 148H171V149H170ZM175 148H176L177 150H175ZM36 149H34V150H36ZM77 149H79V146H78ZM77 149H75V151L78 153L79 151H78ZM86 149H87V148H86ZM179 149H180V150H179ZM27 150H28V149H26V151H27ZM34 150H33V151H34ZM79 150H80V149H79ZM116 150H117V151H116ZM130 150H131V149H130ZM135 150H136V152H134ZM147 150H148V151H147ZM174 150H175L176 152H174ZM178 150L181 151L183 155L186 154V155H188V156H186V155H185V156H182L181 152H179ZM22 151H23V150H22ZM31 151H32V150H30V152L27 151V152H29L28 154H30ZM73 151H74V150H73ZM73 151H72V153L74 154ZM118 151H119L120 153H119ZM123 151H124V152H123ZM177 151H178L180 154L177 153ZM35 152H36V151H35ZM121 152H123L124 154L121 153ZM125 152H126V154H127L129 157L125 154ZM153 152H157V154H156V153L153 154ZM159 152H160L161 154H160ZM171 152H172V151H171ZM146 153H145V154H146ZM148 153H151V155L149 156ZM158 153H159V155L161 156L160 159H158L159 157H158V158L156 157V158H157V159H156L155 156H154L155 154H156L157 156H159ZM174 153H175L176 155L179 154V156L181 155L182 158H183V157H187V158H186V159H187L186 162H184L185 158L182 159L181 156H180V158H177V159H178V160H177L176 157L174 156V155H175ZM184 153H185V154H184ZM188 153H190V154H188ZM15 154H16V153H15ZM31 154H33V153H31ZM31 154H30V155H31ZM34 154H35V155H34ZM34 154H33L34 156H32L33 158L29 157V159H30V158H31V159H34V157H36V153H34ZM61 154H63V153H61ZM78 154L81 155V152H79ZM95 154H96L97 156H96ZM108 154H109V153H108ZM117 154H118V155H117ZM137 154H138V155H137ZM152 154H153V156H152ZM172 154H173V156H174L173 158H172ZM63 155H64V154H63ZM75 155H77V154H75ZM80 155H79V157H80ZM83 155H84V154H83ZM83 155H81V156H83ZM94 155H95V157H94ZM106 155L104 154L103 157L106 156ZM119 155H121V156H119ZM122 155H125V156L128 157V158L126 159L125 156H122ZM189 155H191V158L189 157ZM4 156H6V155H4ZM25 156H26V155H25ZM111 156H112V157H111ZM113 156H114V157H113ZM138 156H139V157H138ZM177 156H178V155H177ZM38 157H37V158H38ZM40 157H41V158H40ZM142 157H143V162L141 163L140 161L142 160V159H141ZM147 157H148V158H147ZM151 157H152V158H151ZM153 157H154V158H153ZM167 157H168V155H167ZM194 157H195V158H194ZM27 158H28V157H26V161H27ZM98 158H99V160H97ZM114 158H115V159H114ZM146 158L149 160V162H152V161H153L154 163H153V162H152V163L155 164L154 166H153V164H152V165L149 164L150 166H152L151 168H150V166L148 167V169H150V170H149L150 172H149L148 169H147V164H148L149 162H147L148 160H146ZM0 159H1V158H0ZM7 159H9V158H7ZM35 159H36V158H35ZM35 159H34V160H35ZM95 159H96V160H95ZM113 159L116 160V164H113V165H112L111 163H113ZM135 159H136V158H135ZM162 159H164V158L162 157ZM181 159H182V160H181ZM190 159H192V160H190ZM194 159H195V160H194ZM1 160H2V159H1ZM1 160H0V161H1ZM13 160H15V159H13ZM43 160H44V162H43ZM101 160H103V158H101ZM150 160H151V161H150ZM154 160H156L157 162H158V161L160 162V163L158 164V166H156L157 163H155L156 161H154ZM188 160H190V161H188ZM28 161H29V160H28ZM40 161H41V162H40ZM144 161H145V162H144ZM32 162H33V161H32ZM109 163L112 165V167H111V165H110ZM114 163H115V162H114ZM125 163H126V165H125ZM143 163H145V164H143ZM167 163H168V162H167ZM28 164H29V163H28ZM30 164H31V161H30ZM135 164H134V166H135ZM170 164H171V163H170ZM179 164H180V163H179ZM186 164H185L184 166L187 167L188 164H187V165H186ZM23 165H25V164H22V163H21V165H17V166L14 168V171H15L16 173H15L14 171H12V170H10V171L7 172V171L3 168L4 165H3V166H0V178L4 179V181H5V179L12 178L13 176L16 177V174H19V175H20V173L22 172V168L24 167ZM79 165H80V168H81V166H82L81 170H79V168H78ZM116 165H117V167H116ZM196 165H198V164H196ZM34 166H35V165H34ZM36 166H39V164H37ZM113 166H115L116 168H113ZM164 166H163V167H164ZM190 166H189V167H190ZM30 167H31V166H30ZM30 167H29V168H30ZM110 167H111V168H110ZM121 167H123V168H121ZM193 167H190L189 171H190ZM198 167H199V166H197V168H198ZM25 168H26V167H25ZM31 168H32V167H31ZM133 168H134V167H133ZM138 168H139V167H138ZM138 168H137V169H138ZM154 168H153V170H154V174H155V171H156V170H155ZM159 168H158V171H161V168H160V170H159ZM199 168H200V167H199ZM199 168H198V169H199ZM220 168H223V167L220 166ZM9 169H10V168H9ZM102 169H103V168H102ZM102 169H101V170H102ZM105 169H107V168H105ZM141 169L143 170V168H141ZM179 169H180V168H179ZM193 169H194V168H193ZM37 170H36V171H37ZM103 170H104V169H103ZM113 170H112V171H113ZM139 170H140V168H139ZM166 170H167V169H166ZM173 170H175V169H173ZM210 170H211V169H210ZM27 171H28V170H27ZM29 171H32V170L30 169ZM104 171H105V170H104ZM112 171H111V172H112ZM136 171H137V170H136ZM145 171H143V172H145ZM186 171H188L187 168H185V171H184L185 174H186ZM196 171H197V170H196ZM199 171H200V170H199ZM204 171H205V170H204ZM138 172H139V171H138ZM140 172H141V171H140ZM146 172H145L146 177H147V176H151V175H147ZM163 172H164V171H163ZM184 172H183V173L181 172V173H182L183 175H185ZM32 173H33V171H32ZM32 173L30 172L29 175L31 176ZM114 173L117 174V171H115ZM168 173H169L170 176L172 175L169 179L173 178V180H176L174 174H172L171 172H168ZM190 173L192 174V170H191ZM198 173H199V172H198ZM198 173H197V174H198ZM200 173H201V171H200ZM200 173H199V174H200ZM204 173H206V172H204ZM158 174H159V173H158ZM163 174H164V173H163ZM163 174H162V175H163ZM165 174H167V173H165ZM199 174H198V175H199ZM221 174H223V173H221ZM124 175H123V176H124ZM139 175H140V173H139ZM143 175H144V174H142V176H143ZM32 176H31V177H32ZM38 176H39V178H38ZM132 176H133V174H132ZM154 176H157V175H154ZM158 176H159V175H158ZM166 176H167V175H166ZM200 176H202V177H200ZM200 176H199V178H203V177H204V175H203L202 173H201ZM210 176H212V175L210 174ZM27 177H28V176H26V178H27ZM31 177H30V179H31ZM112 177H113V178H112ZM115 177L118 178L117 176H115ZM121 177H122V176H121ZM121 177H120V178H121ZM124 177H125V176H124ZM144 177H145V176H144ZM152 177H153V176H152ZM159 177H161V176H159ZM188 177H189V176H188ZM213 177H214V176H213ZM28 178H29V177H28ZM126 178H127V177H126ZM148 178H149V179H146V182L148 181V184H149V185H147V186L150 187V183H151V182H149V180H151V181L153 180V181H154L155 178H154V177H153L154 179H150L151 177H148ZM157 178H158V177H157ZM161 178H162V177H161ZM189 178H191V177H189ZM189 178H188V179H189ZM206 178H207V177H206ZM113 179H115V180L113 181ZM124 179H125V178H124ZM184 179H185V178H184ZM32 180H33V179H32ZM106 180H107V181L109 180V181L107 182ZM110 180L113 181V182H110ZM128 180H129V178H128ZM130 180H131V179H130ZM130 180H129V181H130ZM137 180H139V179H137ZM191 180H192V178H191ZM201 180H202V179H201ZM213 180H214V179H213ZM217 180H218V179H217ZM134 181H135V180H134ZM140 181H141V180H140ZM166 181H167V180H166ZM171 181H172V180H171ZM221 181H222V180H221ZM223 181H224V180H223ZM225 181H226V180H225ZM20 182H21V181H20ZM30 182H31V181H30ZM30 182H29V183H30ZM37 182L35 181V183H37ZM102 182H104L103 185H102ZM106 182H107V183L110 182V183H111L110 186H111L112 188L109 187V185H106ZM131 182H132V181H131ZM143 182H144V181H143ZM217 182H218V181H217ZM219 182H220V181H219ZM29 183H28V184H29ZM35 183H34V184H35ZM144 183H145V182H144ZM19 184H20V186H23V185H22L23 183H22V184L19 183ZM126 184H128V183L126 182ZM130 184H131V186L128 185V188L126 187V188H124V189L129 190V186H130V188L133 187V186L136 187L137 185L139 186V184H141V183L137 184L136 182H134V185H133L132 183H130ZM135 184H136V185H135ZM145 184H146V183H145ZM176 184H177V183H176ZM179 184H180V183H179ZM31 185H33V184H31ZM38 185H37V186H38ZM118 185H117V188H116V191H117V192L119 191V190H118V189H119V188H118ZM132 185H133V186H132ZM143 185H144V184H143ZM154 185H155V184H154ZM154 185H152V186L154 187ZM165 185H167V184H165ZM90 186H91V185H90ZM94 186H95L94 188L98 187L97 185H94ZM104 186H105V187H104ZM106 186H107V187H106ZM123 186H125V185H123ZM188 186H189V185H188ZM216 186H217V185H215V187H216ZM16 187H17V186H15V188H16ZM31 187H32V186H31ZM83 187H84V188H83ZM101 187H104V188L102 189ZM139 187H140V186H139ZM141 187H142V188L144 187L143 190L145 191V193H146V190H145V189L149 190V188H145L146 186H142V185H141ZM176 187H177V186H176ZM176 187H175V188H176ZM186 187H187V186H184V187H182V185L180 186V188H181V190H180L181 193H183L182 191H183L184 189H186ZM189 187H190V188H189ZM189 187H187V188L190 189V191H189L190 193L193 192V193H191V194L193 195L192 198L195 199V198H194L195 191H196V195H197V194L199 195V194H200V190H202V189L197 188V189H198V192H199V193H198V192H197V189H196V190L193 189V191H191V190H192V189H191V188H192V185L189 186ZM201 187H204V186H201ZM205 187H206V186H205ZM205 187H204V188H205ZM210 187H211V185H210ZM210 187H208V188L210 189ZM18 188H19V187H18ZM18 188H17V190H20V189H18ZM20 188H21V187H20ZM180 188L178 187V193H177V194L180 193V191H179ZM193 188H196V187H194V185H193ZM206 188H207V187H206ZM212 188H214V186H213ZM219 188H220V187H219ZM22 189H23V188H22ZM83 189H84V190H83ZM87 189H88V190H87ZM96 189H98V188H96ZM96 189H94V190H96ZM114 189H115V188H114ZM121 189H123V188H121ZM124 189H123V190H120V191L125 192ZM133 189H134V188H133ZM136 189H137V188H136ZM139 189H141V188H139ZM189 189H188V190H189ZM214 189H215V188H214ZM214 189H213V190H214ZM224 189H225V188H224ZM130 190H131V189H130ZM130 190H129L128 192H133L132 190H131V191H130ZM143 190H142V192H143ZM160 190H161V189H160ZM210 190H211V189H210ZM217 190H218V189H217ZM23 191H25V187H24ZM97 191H99V190H97ZM97 191H96V192H97ZM103 191H102V192H103ZM134 191L138 192V190H135V189H134ZM207 191H208V190H207ZM211 191H212V190H211ZM211 191H210V195H211V193H212ZM30 192H31V191H30ZM110 192H111V191H110ZM114 192H115V190H114ZM126 192H127V191H126ZM128 192H127V193H128ZM166 192H168V191H166ZM202 192H203V191H202ZM17 193H18V191H17ZM17 193H13V191H11V194H13L14 196H15V194L17 195ZM36 193H37V192H36ZM89 193H91L90 195H92V197H93L94 194H92L91 191H89L88 194H89ZM115 193H116V192H115ZM127 193H126V194H127ZM157 193H158V192H157ZM161 193H163V192L160 191V194H161ZM181 193H180V195H178V196H181ZM214 193H215V192H214ZM214 193H213V194H214ZM222 193H223V191H222ZM224 193H225V192H224ZM227 193H228V192H227ZM11 194H9V195H11ZM20 194H21V196H22L23 192H20ZM20 194L18 193V195H20ZM24 194H25V192H24ZM26 194H28V193H26ZM65 194H67V195H65ZM83 194H84V193H83ZM85 194H86V193H85ZM97 194H102V193H100V191H99V193H97ZM103 194H104V193H103ZM108 194H109V193H108ZM135 194H136V193H135ZM167 194H168V193H167ZM183 194H184V195H183ZM183 194H182L183 197H188V196L190 195V194L188 195V191H187V189H186V192H184ZM186 194H187V196H185ZM213 194H212V195H213ZM62 195H61V196H62ZM129 195H130V194H129ZM162 195H163V194H162ZM168 195H170V194H168ZM168 195L165 194L166 197H167ZM175 195H176V194H175ZM200 195H201V194H200ZM214 195H216V194H214ZM219 195H220V194H219ZM221 195H222V194H221ZM11 196H12V195H11ZM21 196H18V197L21 198ZM96 196H97V195H96ZM98 196H99V195H98ZM105 196H106V195H105ZM139 196H141V195L139 194ZM190 196H191V195H190ZM190 196H189V198H191ZM201 196H202V195H201ZM94 197H95V196H94ZM99 197L101 198L102 195L99 196ZM109 197L112 199V198H114V197H116V196H114V197H112V196H108V197H107V196H106V198H109ZM141 197H142V196H141ZM144 197H145V194H144ZM166 197H165V198H166ZM171 197H172V196H171ZM171 197H169V198H171ZM199 197H200V196H198V198H199ZM214 197L216 198V196H214ZM58 198H59V197H58ZM142 198H143V197H142ZM161 198H162V196H161ZM177 198H181V197H177ZM209 198H210V197H209ZM72 199H73V198H72ZM104 199H105V197H104ZM111 199H108V200L111 202V201H112ZM117 199H118V195H117ZM125 199H126V198H125ZM166 199H167V198H166ZM171 199H172V198H171ZM171 199H169V200H171ZM199 199H201V198H199ZM199 199H198V201H199ZM14 200H16V196H15V199H14ZM14 200H13V201H14ZM57 200H59V199L56 198V200H54V201H57ZM99 200H100V199H99ZM131 200H134V199L132 198ZM180 200H181V199H179V201H180ZM195 200H196V199H195ZM207 200H208V199H207ZM207 200H206V201H207ZM211 200H213V199H211ZM59 201H60V203H61V201H62L61 206H62L63 208L65 207L64 209L66 210V207L68 206V205H66V202L64 201V202H65V205H66V206H65V205H62V204H64L63 200L60 199ZM100 201H101V200H100ZM105 201H106L107 204H108L109 201H107V199H106ZM114 201H115V198H114ZM114 201H113V202H114ZM116 201L118 202V200H116ZM141 201H142V200H141ZM182 201H183V200H182ZM193 201H194V200H193ZM19 202H21V201L19 200ZM19 202H17V203H19ZM131 202H132V201H131ZM131 202H130V203H131ZM133 202H134V201H133ZM133 202H132V203H133ZM142 202H143V203H147V201H146V202H145V201H142ZM161 202H162V201H161ZM188 202H189V201H188ZM201 202H202V201H201ZM17 203H15V204H17ZM22 203H21V204H22ZM54 203L57 204V202H53V205H54ZM58 203H59V202H58ZM134 203H135V202H134ZM136 203H137V201H136ZM136 203H135V204H136ZM152 203H153V202H152ZM163 203H167V202H164V201H163ZM169 203H170V202H169ZM175 203H178L177 206H179V205L181 204V203L179 204V202H177V201H176ZM190 203H191V201H190ZM197 203H199V202H197ZM6 204L10 205V202L7 203V201H6ZM43 204L45 205V203H43ZM51 204H52V203H51ZM86 204H89V203H86ZM128 204H129V203H128ZM141 204H142V203H141ZM141 204H139V205H141ZM149 204H150V203H149ZM149 204H147V205H149ZM19 205H20V204H19ZM26 205H27V206H26ZM26 205H25L23 208H26L25 210L27 211V210H28L27 208H29V207L31 206L32 208H31V207H30V208H31V211H32L34 205L32 206L30 203H28V204H26ZM28 205H29V206H28ZM36 205H37V204H36ZM44 205H40V204H39V205H38V206H39V207H38L39 210H41V209L43 210V208H44V210H43L42 212H44V211H49V210H46V209H45V207H47V205H46V206H44ZM109 205L111 206V204H109ZM129 205H130V204H129ZM132 205H134V204H132ZM137 205H138V204H137ZM137 205H136V206H137ZM139 205H138V207H139ZM197 205L200 206V204H197ZM216 205H217V204H216ZM17 206H18V205H17ZM40 206H42V207H40ZM43 206H44V207H43ZM61 206H60V207H61ZM76 206H77V205H73V206H69L68 208L72 207V209L74 208V210H75V209L77 208ZM92 206H93V205H92ZM145 206H146V205H145ZM168 206H170V205H168ZM212 206H213V205H212ZM18 207H19V206H18ZM60 207H58V209L54 207V208L57 210L56 212H59V208H60ZM75 207H76V208H75ZM96 207H97V206H96ZM130 207H131V206H130ZM130 207H128V208H130ZM138 207H137V209L140 208V207H139V208H138ZM141 207H144V206H141ZM171 207L173 208V206H171ZM179 207H180V208H181V207L184 208V207H189V205H188V206H187V205H183V206L180 205ZM215 207H216V206H215ZM19 208H20V207H19ZM30 208H29V209H30ZM40 208H41V209H40ZM63 208H62V209H63ZM79 208H80V207H79ZM111 208H112V206H111ZM113 208H114V207H113ZM131 208L133 209L134 207L132 206ZM135 208H136V207H135ZM148 208H150V206H149ZM151 208H152V207H151ZM182 208H181V209H182ZM197 208H198V207H197ZM202 208H203V207H202ZM36 209H37V208H36ZM62 209H61V210H62ZM64 209H63V211H64ZM80 209H81V208H80ZM80 209H79V210H80ZM97 209H100V208H97ZM115 209H117V208H114V210H115ZM140 209H142V208H140ZM146 209H147V208H146ZM152 209H153V208H152ZM178 209H179V208H178ZM181 209H180V210H181ZM184 209L187 211L186 208H184ZM195 209H196V208H195ZM198 209H199V208H198ZM204 209H205V208H204ZM204 209H202L203 212H204ZM233 209H234V208H233ZM233 209H232V210H233ZM70 210H71V209H70ZM77 210H78V209H77ZM77 210H76V211H77ZM86 210H88V209H86ZM101 210H102V209H101ZM103 210H104V208H103ZM107 210H108V209H107ZM109 210H110V209H109ZM112 210H113V209H112ZM119 210H120V208H119ZM121 210H123V209H121ZM134 210H135V209H134ZM154 210H155V207H154ZM175 210H176V209H175ZM199 210H200V209H199ZM199 210H196L194 213H195V214H199V213H200ZM205 210H206V209H205ZM207 210H208V209H207ZM0 211H1V210H0ZM33 211H34V209H33ZM33 211H32V212H33ZM35 211H38V210H35ZM54 211H55V210H54ZM84 211H85V210H84ZM110 211H111V210H110ZM165 211H166V210H165ZM177 211H178V210H177ZM181 211H182V210H181ZM186 211H184V212H186ZM200 211H201V210H200ZM233 211H234V210H233ZM27 212H29V210H28ZM27 212H26V213H27ZM74 212H75V211H74ZM78 212L80 213V211H78ZM102 212H103V211H102ZM104 212H105V211H104ZM117 212H118V211H117ZM137 212H138V211H137ZM144 212H145V211H144ZM151 212H153V210H151ZM155 212H156V211H155ZM155 212L152 213V214H156ZM157 212H158V211H157ZM175 212H176V211H175ZM189 212H190V211H189ZM191 212H192V211H191ZM203 212L201 211V213H203ZM235 212H237V211H235ZM29 213H30V212H29ZM34 213H35V212H34ZM44 213H45V212H44ZM62 213H63V212H62ZM65 213H66V212H65ZM65 213H63L64 216H65ZM107 213H108V212H107ZM114 213H115V212H114ZM130 213H131V212H130ZM130 213H129V211H128V214H130ZM132 213H133V212H132ZM166 213H167V212H166ZM205 213H207V212H205ZM230 213H231V212H230ZM230 213H229V214H230ZM232 213H233V212H232ZM237 213H238V212H237ZM30 214H31V213H30ZM54 214H57V213H54ZM63 214H62V216H63ZM73 214H74V213H73ZM86 214H87V213H86ZM90 214H91V213H90ZM119 214H120V213H119ZM125 214H126V213H125ZM152 214H151V215H152ZM182 214H183V213H182ZM235 214H236V213H235ZM37 215H38V214H37ZM40 215H41V214H40ZM58 215H59V214H58ZM58 215H57V216L55 215V216L58 217ZM67 215H68V214H67ZM92 215H93V213H92ZM92 215H91V216H92ZM117 215H118V214H117ZM123 215H124V214H123ZM126 215H127V214H126ZM199 215H200V214H199ZM207 215H208V214H207ZM207 215H206V216H207ZM211 215H212V213H211ZM226 215H227V214H226ZM233 215H234V214H233ZM26 216H27V215H26ZM38 216H39V215H38ZM55 216H54V217H55ZM62 216H61V217H62ZM64 216H63V217H64ZM77 216H78V215H77ZM77 216H76V217H77ZM80 216H81V215H80ZM87 216H88V215H85L84 217L86 218ZM89 216H90V215H89ZM132 216L134 217V215H132ZM172 216H173V215H172ZM182 216H183V215H182ZM189 216H190V215H189ZM189 216H188V217H189ZM209 216H210V213H209V215H208L207 217H209ZM11 217H12V219H11ZM32 217H33V216H32ZM61 217H59V218H61ZM76 217H74V218H76ZM82 217H83V216H82ZM115 217H116V216H115ZM117 217H118V216H117ZM119 217H121V216H119ZM185 217H187V215H186ZM185 217H184V218H185ZM210 217H211V216H210ZM59 218L56 219V220L58 221V223H59ZM72 218H73V217H72ZM77 218H78V217H77ZM104 218H105V217H104ZM131 218H132V217H131ZM135 218H136V217H135ZM138 218H139V217H138ZM154 218H155V217H154ZM194 218H195V217H194ZM231 218H232V217H231ZM240 218H241V217H240ZM14 219H15L14 216H10V219H9V220L11 221V223H10L11 225L14 224V222L12 223V221H13ZM44 219H45V218H44ZM50 219H51L50 221H52V220H53V217L50 218ZM80 219H81V217H80ZM123 219L125 220L124 217H123ZM123 219H122V220H123ZM128 219H129V217L126 218V220H128ZM133 219H134V218H133ZM152 219H153V218H152ZM210 219H211V218H210ZM225 219H226V218H225ZM45 220H46L45 222L49 221L48 219H45ZM76 220H77V219H76ZM78 220H79V219H78ZM78 220H77L76 223H78ZM101 220H102V219H101ZM103 220H105V219H103ZM131 220H132V219H131ZM136 220H137V218H136ZM186 220H188V219H186ZM189 220H190V218H189ZM192 220H193V219H192ZM195 220H196V219H195ZM195 220H194V221H195ZM198 220H200V219H198ZM201 220H202V219H201ZM208 220H209V218H208ZM208 220H207V221H208ZM211 220H212V219H211ZM223 220H224V219H223ZM223 220H222V221H223ZM232 220H233V219H232ZM234 220H235V219H234ZM236 220H237V219H236ZM240 220H241V219H240ZM20 221H21V220L18 219V221H16V225H15V224L13 225V226L15 227V230L17 229L16 232H18V227H17V226L19 225V224L17 225V222L19 223ZM50 221H49V223H50ZM69 221L72 222V221H74V220L72 219V221H71V220H69ZM69 221H67V223H68ZM120 221H121V220H120ZM132 221H133V220H132ZM194 221H193V222H194ZM91 222H92V221H91ZM147 222H148V221H147ZM184 222H185V221H184ZM208 222H209V221H208ZM208 222H207V223H208ZM226 222H227V221H226ZM235 222H236V221H235ZM41 223H42V222H41ZM43 223H44V222H43ZM47 223H48V222H47ZM79 223H80V222H79ZM191 223H192V221H191ZM223 223H224V222H223ZM237 223H239V222H237ZM224 224H225V223H224ZM239 224H240V223H239ZM20 225H21V224H20ZM92 225L94 226V224H92ZM241 225H242V224H241ZM21 226H22V225H21ZM59 226H60V224H59ZM61 226H62V225H61ZM61 226H60V227H61ZM73 226H74V225H73ZM73 226H72V227H73ZM131 226H133V224H127V225L125 226V228L128 230ZM153 226H154V225H153ZM168 226H169V225H168ZM209 226H210V225H209ZM211 226H212V225H211ZM239 226H240V225H239ZM39 227H40V226H39ZM56 227H57V226H56ZM212 227H213V226H212ZM217 227H218V226H217ZM220 227H221V226H220ZM225 227H226V226H225ZM52 228H53V227H51V229H52ZM66 228H67V227H66ZM113 228H114V227H113ZM135 228H138V227H135ZM148 228H149V227H148ZM221 228H222V227H221ZM231 228H232V227H231ZM48 229H49V226H48ZM69 229H71V228H69ZM160 229H162V228H160ZM4 230H5V229H4ZM49 230H50V229H49ZM49 230H48V231H49ZM52 230H55V229H52ZM94 230H97V229H94ZM100 230H101V229H100ZM2 231H3V229H2ZM48 231H47V232H48ZM134 231H135V230H134ZM138 231H139V229H138ZM12 232H14V231H12ZM49 232H50V231H49ZM52 232H54V231H52ZM79 232H80V230H79ZM135 232H137V230H136ZM187 232H188V231H187ZM0 233H1V232H0ZM63 233H64L63 231H60V233H58V235H60V234L63 235ZM181 233H183V232H181ZM75 234H76V233H75ZM87 234H88V233H87ZM100 234H104V233L101 232ZM152 234H153V233H152ZM5 235H6V234H5ZM51 235L53 236L54 234L52 233ZM109 235H110V234H109ZM149 235H150V234H149ZM160 235H161V234H160ZM0 236H1V234H0ZM13 236H14V235H13ZM16 236H18V235H16ZM55 236H57L56 233H55ZM111 236L116 237V236H114V235H112V234L110 235V237H111ZM153 236H156V235H153ZM153 236H152L151 238L154 239ZM157 236H158V235H157ZM157 236H156V237H157ZM113 237L111 238L112 240H113ZM0 238H1V237H0ZM15 238H16V237H15ZM69 238H72V237H69ZM174 238H175V236L172 237L171 239L174 240ZM185 238H186V237H185ZM44 239H45V238H43V240H44ZM46 239H47V241H49V240H48L49 238H46ZM46 239H45V240H46ZM117 239L120 241L119 238H117ZM149 239H150V238H149ZM13 240H15V239L13 238ZM36 240H37V239H36ZM83 240H84V239H83ZM118 240H117V241H118ZM121 240H123V239H121ZM138 240H139V239H138ZM6 241H7V240H6ZM41 241H42V239H41ZM41 241H40V242H41ZM47 241H46V242H47ZM70 241H73V240H70ZM70 241H68V242H70ZM117 241H116V242H117ZM124 241H125V240H124ZM134 241H135V239H134ZM8 242L10 243L11 241L9 240ZM40 242H39V243H40ZM68 242H67V243H68ZM75 242H77V241H75ZM75 242H74V243H75ZM82 242H83V241H82ZM122 242H123V241H122ZM136 242H137V241H136ZM136 242H134L133 244H135ZM140 242H141V241H140ZM2 243H3V242H2ZM35 243H36V242H35ZM35 243L32 242V244H31V243H30V244L33 245V244H35ZM37 243H38V241H37ZM37 243H36V244H37ZM42 243H43V242H42ZM44 243H45V241H44ZM47 243H48V242H47ZM72 243H73V242H72ZM74 243H73L72 246H74ZM84 243H85L84 245H86V243H88V242H84ZM111 243H113V242L111 241ZM120 243H121V241H120ZM137 243H138V242H137ZM56 244H57V243H56ZM79 244H80V243H79ZM118 244H119V242H118ZM121 244H122V243H121ZM123 244H126V242H124ZM140 244H141V243H140ZM140 244H139V245H140ZM153 244H154V243H153ZM153 244H152V245H153ZM162 244H164V243H162ZM9 245H10V244H9ZM97 245H98V244H97ZM112 245H113V244H112ZM112 245H111V247H112ZM128 245H129V243L127 244V246H128ZM164 245H165V244H164ZM217 245H218V244H217ZM219 245H220V243H219ZM219 245H218V246H219ZM248 245H249V244H248ZM18 246H19V245H17V247H18ZM72 246H71V247H72ZM108 246H109V245H108ZM113 246H114V245H113ZM117 246H118V245H117ZM122 246H123V245H122ZM124 246H125V245H124ZM133 246H135V245H133ZM156 246H157V245H156ZM218 246H217V247H218ZM9 247H10V246H9ZM38 247H40V245H38ZM58 247H59V245L57 244V246H56L57 251H56V252H59V251H58ZM77 247H78V246H77ZM109 247H110V246H109ZM118 247H119V249L121 248L120 246H118ZM125 247H126V246H125ZM125 247H123V248H125ZM131 247H132V246H130V248H131ZM141 247H142V246H141ZM146 247H147V246H146ZM148 247H149V246H148ZM148 247H147V248H148ZM207 247H208V246H207ZM244 247H245V246H244ZM250 247H252V246H250ZM18 248H20V247H18ZM31 248H32V247H31ZM31 248H30V249H31ZM34 248H35V247H34ZM60 248H62V247L60 246ZM60 248H59V249H60ZM106 248H108V247H106ZM114 248H116V247L114 246ZM123 248H122V249H123ZM126 248H127V247H126ZM158 248H160V247H158ZM162 248H163V247H162ZM162 248H160V249H162ZM15 249H16V248H15ZM24 249H25V248H24ZM35 249H36V248H35ZM51 249H52V248H51ZM54 249H55V248H54ZM54 249H53V251L56 250V249H55V250H54ZM99 249H100V248H99ZM160 249H159V250H160ZM254 249H255V248H254ZM22 250H23V248L20 250V252H22ZM28 250H29V248H28ZM36 250L40 251L38 248H37ZM42 250H43V249H42ZM62 250H63V249H62ZM124 250H125V249H124ZM136 250H137V248H136ZM136 250H135V251H136ZM140 250H142V249H140ZM150 250H151V249H150ZM178 250H179V249H178ZM185 250H186V249H185ZM187 250H188V249H187ZM252 250H253V249H252ZM255 250H256V249H255ZM65 251L68 252V251H70V249H69V250H65ZM65 251H63V252H65ZM92 251H93V250H92ZM99 251H101V250H99ZM125 251H126V250H125ZM132 251H133V250H132ZM138 251H139V249H138ZM2 252L5 253V251H2ZM26 252H27V251H26ZM31 252H33V250H32ZM31 252H30V253H31ZM61 252H62V251H60V254L63 253V252H62V253H61ZM67 252H66V253H67ZM70 252H72V251H70ZM80 252L82 253L83 251H80ZM86 252H87V251H86ZM86 252H85V253L83 252V253H84L83 256L86 255ZM96 252H97V251H96ZM129 252H131V251H129ZM188 252H189V250H188ZM238 252H239V251H238ZM249 252H253V251H250V250H249ZM249 252H248V253H249ZM6 253H7V252H6ZM8 253H10V252H8ZM8 253H7V254H8ZM13 253H14V252H13ZM22 253H25V252H22ZM28 253H29V252H28ZM33 253H34V252H33ZM39 253H40V252H39ZM39 253H37V254H39ZM112 253H113V252H112ZM120 253H122V252H120ZM51 254H52V251H51ZM104 254H105V253H104ZM142 254H144V253H142ZM198 254H199V253H198ZM200 254H201V253H200ZM203 254H204V253H203ZM11 255L14 256L12 253H11ZM25 255H26V254H25ZM34 255H35V254H34ZM34 255H33V256H34ZM49 255H50V254H49ZM49 255H48V256H49ZM72 255H73V254H72ZM72 255H71V257H72ZM76 255H77V254H76ZM118 255H119V254H118ZM165 255L168 256V254H165ZM170 255H171V254H170ZM240 255H242V254H240ZM240 255H239V256H240ZM246 255H247V254H246ZM257 255H258V254H257ZM15 256L17 257V255H15ZM38 256H39V255H38ZM38 256H36V257H38ZM54 256H55L56 258L59 257V256L57 257V254L53 255L52 257L55 258ZM67 256H68V255H67ZM77 256H78V257H81V254H80V255L78 254ZM141 256H143V255H141ZM161 256H162V255H161ZM163 256H164V255H163ZM163 256H162V257H163ZM194 256H196V254H195ZM198 256H199V255H198ZM202 256H203V255H202ZM253 256H254V255H253ZM253 256H252V257H253ZM23 257H24V256H22V258H23ZM29 257H30V256H29ZM29 257H28V258H29ZM31 257H32V255H31ZM36 257H35V258H36ZM52 257H51V258H52ZM63 257H64V256H63ZM69 257H70V256H69ZM69 257H68V258H69ZM71 257H70V258H71ZM121 257H122V256H121ZM159 257H160V256H158V258H159ZM199 257H200V256H199ZM232 257H233V256H232ZM11 258H12V257H11ZM13 258H14V257H13ZM25 258H26V257H25ZM28 258H26V260H27ZM48 258H49V257H48ZM48 258H46V259H48ZM70 258H69V259H70ZM117 258H118V260H119L120 257H117ZM156 258H157V257H156ZM158 258H157V259H158ZM160 258H161V257H160ZM166 258H168V257L165 256V259H166ZM203 258H204V257H203ZM230 258H231V257H230ZM1 259L3 260V258H1ZM46 259H45V260H46ZM62 259H63V258H62ZM64 259H65V257H64ZM66 259H67V258H66ZM85 259H86V258H85ZM146 259H147V258H146ZM154 259H155V257H154ZM165 259H162V260H165ZM168 259H169V258H168ZM208 259L211 260V258H208ZM223 259H224V258H223ZM226 259H227V258H226ZM238 259H239V258H238ZM240 259L242 260V257H241ZM2 260H1V262H2ZM31 260H32L31 262H33V260H35V259L32 258ZM43 260H44V259H43ZM78 260H79V259H78ZM78 260H77V264H78L79 262H81V261L78 262ZM121 260H122V259H121ZM121 260H120V262H121ZM162 260L159 259V264H160V262H161ZM212 260H213L212 262H214L213 264H219L218 262H215L214 259H212ZM228 260H229V259H227V261H228ZM230 260H231V259H230ZM235 260H236V258H235ZM243 260H246V259H243ZM243 260H242V261H243ZM251 260H254V261L256 262V259H254V258L251 259ZM10 261H11V260H10ZM36 261H37V260H36ZM49 261H50V259H49ZM59 261H60V260H59ZM68 261H69V260H68ZM82 261H83V260H82ZM94 261H95V260H94ZM150 261H151V260H150ZM156 261H157V260H156ZM166 261L169 262L167 259H166ZM172 261H174V260H172ZM192 261H193V260H192ZM208 261H209V260H208ZM216 261H217V260H216ZM239 261H240V260H239ZM242 261H241V262H242ZM249 261H250V260H249ZM258 261H259V260H258ZM16 262H17V261H16ZM16 262H15V263H16ZM29 262H30V261H29ZM31 262H30V263H31ZM34 262H35V261H34ZM54 262H55V261H54ZM62 262H64V260L60 261L58 264H61ZM72 262H75V263H76L75 260H74V261H71V264H72ZM114 262H117V261H114ZM135 262H136V261H135ZM163 262H164V261H163ZM163 262H162V264H163ZM193 262H194V261H193ZM210 262H211V261H210ZM210 262H209V263H210ZM219 262H220V261H219ZM244 262H246V261H244ZM244 262H243V263H244ZM247 262H248V260H247ZM260 262H261V261H260ZM260 262H258V263L260 264ZM13 263H14V262H12V264H13ZM15 263H14V264H15ZM21 263H22V262H21ZM38 263H39V262H38ZM49 263H50V262H49ZM75 263H73V264H75ZM105 263H106V262H105ZM140 263H141V262H140ZM157 263H158V262H157ZM178 263H180V262H178ZM220 263H223V261L220 262ZM224 263H225V261H224ZM227 263H228V262H226V264H227ZM229 263H230V262H229ZM237 263H238V261H237ZM250 263H253V262H250ZM6 264H9V262H7ZM16 264H18V263H16ZM23 264H25V263H23ZM39 264H40V263H39ZM47 264H48V263H47ZM51 264H52V263H51ZM64 264H66V263H64ZM165 264H166V262H165ZM180 264H181V263H180ZM183 264H184V263H183ZM210 264H211V263H210ZM234 264H235V263H234ZM239 264H240V263H239ZM248 264H249V262H248Z\"/></svg>",
    "mask_w": 264,
    "mask_h": 264
}]
</instances>
